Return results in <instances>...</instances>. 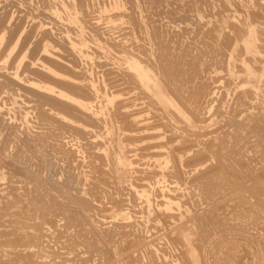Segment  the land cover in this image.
Wrapping results in <instances>:
<instances>
[{"label": "bare ground", "instance_id": "obj_1", "mask_svg": "<svg viewBox=\"0 0 264 264\" xmlns=\"http://www.w3.org/2000/svg\"><path fill=\"white\" fill-rule=\"evenodd\" d=\"M6 1V0H5ZM10 1H12V0H8V2L10 3ZM19 2H15V1H13V3L15 2L16 4L18 3V4H20V1H22L23 3L22 4H20V5H22L24 8H26L27 7V2H29L30 4H33L34 3V0H18ZM37 2V4H38V2L39 1H46L45 2V4H47V5H45V6H47L46 8H45V6H42V7H44L45 8V10H44V8H42V7H40V6H38L40 9L42 8L43 9V13L42 14H44L45 12H47V14H44V16L43 17H46V15L48 16L47 18H49L50 19V21H53V22H56L57 24H58V26L57 25H55L57 28H58V30H59V33H57V31H55V27H54V24H53V27H51L50 29H47V36H49L50 35V38H53V40H54V42L55 41H57V44H59L58 42H60V43H62V46L59 44V46L60 47H63L64 46V48L65 49H63V50H65L66 52H69L71 55H72V59L74 60H71V61H73V63L72 62H69V63H72L71 65L70 64H67V63H65L64 61H58V60H56V62H59L60 63V65H58L59 67L57 68H55V66L57 65V64H59V63H55L54 65L52 64V62L51 61H46V60H44V58L43 57H41V59H43V61H41V63H39V62H34L33 60V64L35 63V64H37V66H35V64H34V66H33V68H31L32 69V71H31V73H35L36 72V74L37 75H34V76H37V79L35 78H31V76L33 75V74H30L29 75V73L30 72H28V71H24L25 73H28L27 75H25V76H23V68L26 70L27 68H29V67H27L26 68V65L28 66V63L26 62V61H24V62H22V63H20L19 64V66L17 65V64H15V65H17L18 67H17V72H16V74H15V77H13L12 76V72H10L9 70H8V68H10V64L11 63H7V64H9L8 65V68H7V65H0V96H2L1 98L3 99V97L5 98V99H7L8 100V103H5L6 102V100L5 101H1L2 102V105H3V103H5V104H7V105H4V108H3V110H0V121H2L3 119H4V121H7V123H5V124H8V123H10V124H14V125H16V126H18V127H20V128H22L20 125H19V122H21V120H23V119H26V124L24 125L25 127H23V130L24 131H26L27 133H31V132H34L35 130H34V128L36 127V126H34V124H33V118L35 117V118H38V120H40L39 118H41V120H43V124H46L47 123V125H49V128L48 127H46L47 129H48V133L46 132V134H47V137H46V135H41L42 137H46L45 139H44V141H43V138H41V136H40V138L42 139V143L40 144V146L43 148V149H45V151H46V154L49 156L48 157V160H49V162L47 163L46 162V158L44 159L45 160V162H46V166L48 167V165L47 164H50V169L47 171L49 174L46 176V181H47V183L46 184H48V186L50 187V189L48 188V190H50L51 192H53V194L55 195V199H57V198H61L60 200H62V199H65V201H62V202H66L67 200L69 201H71V202H74V204L73 203H71V205H77V204H79L80 203V205H82L83 204V207H84V205H86V206H88L90 209H91V207H90V202H92V201H88L89 199H86V198H88V197H85V196H82V194L83 193H86L87 195H90V194H96V195H98L97 194V191L98 192H100L98 189H99V184H102L101 186H103V185H107L108 186V189H110L111 191L110 192H108V190H105L104 192L106 193V191L108 192V194H110V201H111V195H112V200H113V203H108L109 205L107 206V207H105L108 211V214L111 216V218H112V221H113V223H112V226H110V225H108L106 222V224L108 225L107 226V229H108V227L110 226V227H112V229L110 230L111 231V238L112 237H116V236H118L119 237V235L118 234H122V235H124V234H126L127 233V236H126V238L127 239H129L128 237H129V231L127 230L128 228H129V225H130V223L129 224H127V221L129 222V215L131 214H133L134 213V211L132 210V209H130V208H128L127 206H131V205H129V203H128V205H127V202H125L124 200L126 199H124L123 200V203L125 202V204L127 205L126 207L127 208H125V206L122 204V198H124V197H122L121 196V193H122V189L123 188H125L124 187V183H125V181H127V177H126V174H127V169L128 168H130V167H128V166H133V165H136V164H133V162H131L129 159H132V157L135 155H133V156H131L130 154L132 153L133 154V152H132V150L131 149H133L132 147L135 145V147H136V145L138 144V143H141L142 145H144V147H140V148H143V149H146V150H141L142 151V153L144 152V151H147V150H152L154 147H156V146H158L159 144H160V146H158L161 150L160 151H152V153L151 152H149L148 154H146V156L148 157V159L147 160H144V162H147V161H151V163H152V165H154V164H156V166L158 167V168H160V170L161 171H159V172H156L155 173V175L156 176H154V177H159V176H161V178H159V179H156V180H153L154 182L153 183H149L148 182V180L146 181V177H145V180H143V181H146L148 184H145V182H144V184H143V181H140L139 179H137L138 178V175H137V180L136 181H138V182H142V185L139 183L138 184V182H136V183H133L132 184V182H131V189H134L135 188V190H130V187H129V189L128 188H126V190L128 189V190H130V192L129 193H131V191H133L132 193H134V195L136 196V204H134V205H140L142 208H143V210L145 209V212L147 213V215L146 214H144V215H146L147 216V218H146V216H145V218L146 219H141L140 217H138V218H140L141 220H139V219H137L136 220V225H137V227H143L144 228V231L142 232V234L144 233V235H143V237H145V234H147L146 232V230H149L150 228L152 229V227H149L150 225L149 224H154L155 222V225H151V226H156L157 227V229L160 231V229L162 230V229H165V228H168V226L167 225H169L170 226V223H171V219H170V217H172V216H176V214H178L177 212H176V214H171V213H169V208H172L173 206H168V204L165 206L166 208H164V206H163V204H164V202H162L160 199H158V200H160V201H158L156 198L157 197H160V196H162L164 193L165 194H167V192H166V190H167V186H166V181H164L163 179L166 177V175H167V171H169L170 170V168H172V167H170V164L171 163H175L176 161H175V159H179L180 160V162L182 161V156H180L179 157V153L177 154L178 155V157H175L174 155H173V153L171 152V150L169 149V148H167V146L168 145H171V144H169L168 143V145H162L163 143H160L161 141L159 140V144L158 145H155L154 143H156V142H154V143H151L150 142V140H152L155 136H156V133H150V134H147V133H143L142 132V129H144V130H146V132H150L151 130L153 131V129H155L154 127V123L153 124H151V125H149V122L148 123H146L147 121H149L150 119H153V118H150L149 117V114H150V116H151V114H153V116L157 119V116L159 117V120L161 119L162 121L164 120L165 122H166V124H165V122L163 123V124H158L159 125V127L160 126H162L163 128H165V127H167V129L168 130H170V128H171V131H170V133L172 132V131H174V132H179L178 134H182L183 135V138L185 139V137L186 138H188V139H192L193 141L192 142H195V145L197 146L196 148L199 150V151H201V150H203V149H205L207 146L206 145H208L209 146V144H210V141L212 140V139H215V141H216V139L218 138L217 136H213L212 137V139H210V140H208L207 139V137L208 136H210V135H214L213 134V125H215V124H218V122L220 121L219 120V118L220 119H222L221 118V116H224V118L226 117V119L225 120H223L222 119V121H223V123H224V125H225V123H229V125H227V128L231 125L232 126V128L235 130V134H234V137H235V135L237 136L238 134H240V131H243V129H242V127L244 126V121L245 120H247V119H249L251 122H253V123H255V124H257V127L255 128V131L254 132H252V133H256L257 135H260L261 137H264V3L262 2V0H223L227 5H228V7H230V8H232L231 10H233V12L232 13H234V14H228L227 13V16L228 17H231L232 19H233V21L231 22L230 20H228L229 22H231L230 23V25H225V26H223V30L224 31H222V30H220V32H217V34L215 35H213L212 34V36H213V38H215V36L217 37V38H221L222 36H223V39L221 40V42L219 41L217 44L220 46V48H216V47H214V43L213 42H211L210 41V43L208 44V46L210 45V46H212L213 48H216V49H218L219 50V52H220V54L218 55L219 56V58L221 59V60H219L218 62H219V64H220V66L218 67V65H216V66H214L213 68H215V67H218V69L219 70H221V73H222V77H217L219 80H220V87H218L219 89V95L218 94H216V95H218V98H217V102H216V104L218 103V106L217 105H215L216 107H218V108H216V110H214L215 108H214V105L212 106V104L213 103H210V105H211V109H209L208 107H207V104H206V107L207 108H205L206 110L207 109H209L208 111H205V112H209L208 114H206L205 112H203V113H205V115L207 116L206 118H204V115H202L203 117V119L201 120L200 118H201V115L199 116L200 118H198L197 117V113H198V115L200 114L199 112H197V113H195L196 111H197V109H196V104L194 105L195 107H194V109H192L193 107H192V105H190V106H188V105H186L185 104V102H186V100H187V98H186V95H187V91L185 92V90H188L189 91V89H183L184 91H183V93L185 92V94H184V96L185 97H182V95H183V93H179L180 91H179V88L178 87H176V86H179V85H176L175 86V84L174 83H172L171 82V80L169 81V78L166 76L167 75V73H166V75H165V71H162L161 72V70H164V69H160L161 68V65L162 64H160L161 62L163 63L164 61H166L167 59H165V60H163L164 59V57L166 58H169L168 56H164L163 57V54L162 55H160L161 56V58H159L160 59V61H159V59L157 58V56L158 57H160L158 54H157V56L155 55L156 53H153L154 52V50H153V52L152 51H147V52H149V54L147 53V54H145V53H143V52H145L146 50H149V49H147L146 48V46L148 47V45L150 46L151 44L153 45V43H147V45L146 44H144V42H143V40L141 41V42H143V44H144V46H145V48L146 49H143L142 48V44L141 43H139L138 41H136L138 44H141L142 46H140L141 47V49L140 48H137V49H140V52H138V53H142L143 55H142V57H138L136 54H134V52H130L131 50H129L130 48H131V44H130V46H129V48H127V46L125 45L126 44V42H125V44H122V40L119 42V43H115V39H114V42L112 41L111 42V40H109V39H107V37H103L104 35H106V34H103V32H105V31H103V28L102 29H100L99 27V30H101L102 31V33L101 34H103V36L100 34V32L98 31H96V30H98V28L97 29H95V32H93V30H92V26L93 25H91V29H90V27H88L87 26V24L88 25H90V23L92 22H90V23H87V22H89V19L88 18H90V17H88L89 15H91L89 12H87V14H88V16H85L86 14H85V12H83V11H81V13H82V16H83V13L85 14L84 16L85 17H88V18H85V20L86 19H88V20H84V19H82L81 18V16H80V12H79V7H78V2L80 1H76L75 2V0H36ZM81 1H83V0H81ZM116 1V0H115ZM136 2L135 3V5L136 4H141V3H143V2H147V4H148V6H149V3H152V2H154L153 0L151 1V2H149L148 3V1H150V0H133V2ZM157 1V0H156ZM165 1V0H164ZM163 1V2H164ZM172 1V0H171ZM170 1V2H171ZM185 1V0H184ZM195 1V0H194ZM194 1H192L193 3H194ZM199 1V0H198ZM201 1V0H200ZM208 1H210V0H208ZM207 1V2H208ZM220 1H222V0H220ZM220 1L218 2L219 3V5H220ZM3 2V1H2ZM24 2H26L25 3V5H24ZM33 2V3H32ZM123 2V1H122ZM127 2V1H126ZM130 2H131V0L129 1V4H130ZM169 2V1H168ZM191 2V1H190ZM189 2V4H191ZM216 2H217V0H216ZM4 3V2H3ZM14 3V4H15ZM29 3H28V6H29ZM42 3V2H41ZM76 3H77V6H76ZM83 3H85L84 1H83ZM83 3H81L82 5H80V6H82V8H83ZM87 4H88V2H86ZM160 3H162V2H159L158 1V3H156V4H160ZM173 3V2H172ZM199 3V2H198ZM212 3H214L213 2V0H212ZM218 3H216V5L218 4ZM222 3V2H221ZM8 4V3H7ZM6 4V5H7ZM15 4V5H16ZM35 4V3H34ZM80 4V3H79ZM87 4H85L86 6H89L91 3L89 2V5H87ZM121 4V3H120ZM125 4V3H124ZM128 4V3H127ZM128 4V5H129ZM134 4V3H133ZM153 4V3H152ZM171 4V3H170ZM188 4V6H187V8H189V5ZM203 3H201V5H202ZM215 4V3H214ZM224 4V3H223ZM112 6H113V2H112V4H111ZM142 5V4H141ZM157 5V6H158ZM184 5H187V4H184ZM193 5V4H192ZM196 5V4H195ZM201 5H198V6H201ZM209 6H210V4H208ZM222 5V4H221ZM8 6V5H7ZM26 6V7H25ZM31 6V5H30ZM85 6V7H86ZM92 6V5H91ZM95 6V5H94ZM100 6V5H99ZM115 6V5H114ZM121 6V5H120ZM125 6V5H124ZM132 7L133 8V5L131 4V5H129V6H125L127 9H128V7ZM143 6V5H142ZM145 6V5H144ZM154 6L155 5H152V7L154 8ZM156 6V7H157ZM180 6V5H179ZM183 6V5H182ZM31 7H33V6H31ZM37 7V8H38ZM104 7V6H103ZM107 7V6H106ZM139 6H137L136 8H135V6H134V8H135V10L138 8ZM156 7H155V9H154V13H155V11L156 10H158V15H159V11H160V9H156ZM159 7V6H158ZM157 7V8H158ZM160 7H164V4L162 5V6H160ZM159 7V8H160ZM194 7V6H193ZM215 7V6H214ZM4 7H2V9H3ZM19 8H20V6H19ZM36 8V7H35ZM88 9H89V7H87ZM94 8H96V7H94ZM119 8V7H118ZM143 8V7H142ZM149 8V7H148ZM150 8H151V6H150ZM165 8V7H164ZM164 8H163V10H162V12L164 11ZM166 8H167V5H166ZM168 8H169V6H168ZM197 6L195 7V10H193V11H198L197 9H199V8H197ZM201 8H204L205 9V5H204V7H201ZM200 8V9H201ZM28 9V8H27ZM29 9H31V8H29ZM33 9H34V7H33ZM91 9H93L92 7H91ZM99 9V8H98ZM183 9H185V8H183ZM204 9H202V10H204ZM209 9V8H208ZM32 10V9H31ZM31 10H29V11H31ZM38 10V9H37ZM81 10H84V9H81ZM86 10V9H85ZM84 10V11H85ZM104 10V9H103ZM116 10V9H115ZM118 10V9H117ZM129 10L131 11L132 9H130L129 8ZM129 10H127V12L129 11ZM135 10H133V11H131L132 12V14L134 13V11ZM139 10H141L140 9V7H139V9H138V11ZM144 10H145V8H144ZM143 10V11H144ZM175 10V9H174ZM215 10H217L216 8H215ZM9 11V10H8ZM24 11H25V9H24ZM39 11V10H38ZM45 11V12H44ZM90 11V10H89ZM96 11V10H95ZM137 11V10H136ZM135 11V12H136ZM169 11H171V10H169ZM168 11V12H169ZM182 11V10H181ZM189 11H192V10H190L189 9ZM189 11H188V9H187V11H186V13L188 12L189 13ZM192 11V12H193ZM27 12V11H26ZM35 13L36 14V10L35 11H31L30 13ZM91 12V11H90ZM102 12V11H101ZM141 12V11H140ZM152 12V11H151ZM161 12V13H162ZM165 12V11H164ZM163 12V13H164ZM201 12V11H200ZM200 12L198 11V13L199 14H195L196 16V19L198 18L200 21H203L204 20V16L202 15H200ZM205 12V11H204ZM4 13V12H3ZM16 13V12H15ZM29 13V12H28ZM32 13V15H34ZM93 13V12H92ZM104 13V12H103ZM109 13V12H108ZM115 13V12H114ZM130 13V12H129ZM144 13L145 12H143V15H144ZM153 13V12H152ZM155 13V14H156ZM167 13V12H166ZM165 13V14H166ZM172 13H173V10H172ZM175 13H178V12H176L175 11ZM203 13V12H202ZM238 13V16L236 15ZM94 14H96V12L94 13ZM132 14L130 15L131 16V20H134L135 21V18L134 17H132ZM137 14V13H136ZM168 14V13H167ZM171 14V13H170ZM179 14V13H178ZM1 15V14H0ZM7 15V14H6ZM37 15H39V14H37ZM108 15V14H107ZM125 14L123 13V12H121V13H115V16L114 15H111L110 17H107V21H115V20H113L114 19V17H122L123 18V16H124ZM138 16L140 15V13H138L137 14ZM142 15V16H143ZM152 15H154V14H152ZM182 15V14H181ZM181 15H179V17L181 16ZM184 16H185V14H183ZM182 15V16H183ZM187 15V14H186ZM30 16V15H29ZM40 16H42V15H40ZM84 16H83V18H84ZM135 16V15H134ZM137 16V18L136 19H139V17ZM145 16V15H144ZM147 16V15H146ZM145 16V17H146ZM148 16L150 17L151 16V13H150V15L148 14ZM146 17V18H149V17ZM166 16V15H165ZM169 16V15H168ZM174 17L176 16V15H173ZM181 16V17H182ZM193 16V15H192ZM33 17V16H32ZM39 17V16H38ZM95 17V16H94ZM103 17V16H102ZM105 17V18H106ZM178 17V16H177ZM180 17V18H181ZM190 18H191V16H189ZM188 17V18H189ZM224 17H225V15H224ZM42 18V17H41ZM104 18V17H103ZM134 18V19H133ZM140 18H142V17H140ZM145 18V19H146ZM151 18V17H150ZM146 19L148 22H149V20H151L152 18H154V16L151 18V19ZM160 18H162V17H159V18H156V20L157 19H159V21H160ZM170 18V17H169ZM168 18V19H169ZM179 18V19H180ZM184 18V17H183ZM182 18V19H183ZM185 18H186V16H185ZM188 18H186V19H188ZM189 18V19H190ZM214 18H216V17H214ZM227 18V17H226ZM15 19V18H14ZM46 19V18H45ZM90 19H92L93 20V18L91 17ZM121 19V18H120ZM130 19V18H129ZM145 19H143V20H145ZM155 19V18H154ZM171 19V18H170ZM169 19V20H170ZM173 19V18H172ZM171 19V20H172ZM175 19V18H174ZM176 19H178V18H176ZM178 19V20H179ZM182 19H181V21H182ZM206 19V18H205ZM220 19V18H219ZM230 19V18H229ZM231 19V20H232ZM41 20V19H40ZM106 20V19H105ZM104 20V21H105ZM131 20H130V23H131ZM156 20H154L155 22H156ZM185 20V19H184ZM191 20H193V18H191ZM218 20V19H217ZM220 20H224V23H225V19L224 18H222V19H220ZM3 21V20H2ZM47 21V20H46ZM49 21V20H48ZM47 21V22H48ZM94 21V20H93ZM140 21V20H139ZM139 21H137L136 22V24L139 22ZM141 21H142V19H141ZM153 21V22H154ZM180 21V20H179ZM178 21V22H179ZM186 21V20H185ZM193 21H197V20H193ZM210 21V20H209ZM215 21V20H214ZM221 21V22H222ZM12 22V21H11ZM38 22V21H37ZM45 22V21H44ZM52 22V23H53ZM142 22H144V21H142ZM144 22V23H146L145 25L146 26H142V24L144 25V23H142V24H140V26H141V28L143 27V28H145V30H147L148 29V27H150V30H149V32L152 30L151 29V26H149V23L151 22ZM169 22V21H168ZM188 22V21H187ZM217 22H220V21H217ZM217 22H216V26H218L217 25ZM16 23V22H15ZM55 23V24H56ZM96 23V22H95ZM95 23H92V24H95ZM125 23V22H124ZM123 23V24H124ZM129 23V22H128ZM133 23V22H132ZM140 23V22H139ZM147 23H148V26H147ZM157 23V22H156ZM164 23H166V22H164ZM195 23V22H194ZM199 23V22H198ZM202 23V22H201ZM215 23V22H214ZM223 23V24H224ZM1 24V23H0ZM38 24V23H37ZM43 24H45V23H43ZM59 24L61 25V27L59 28ZM112 24V23H111ZM110 24V25H111ZM117 24V23H116ZM162 24V23H161ZM190 24L192 25V23H191V21H190ZM189 24V25H190ZM200 24V23H199ZM204 24V23H203ZM207 24V23H206ZM219 24V23H218ZM3 25V24H2ZM46 25V24H45ZM97 25V24H96ZM159 25H160V23H159ZM175 25V24H174ZM182 25V24H181ZM191 25L189 26V28H190V32L191 33H193L192 32V29H191ZM221 25V24H220ZM219 25V26H220ZM18 26V25H17ZM39 26H40V24H39ZM156 26V25H155ZM154 26V27H155ZM185 26V25H184ZM199 26V25H198ZM208 26V25H207ZM3 27V26H2ZM6 27V26H5ZM28 27V26H27ZM119 27V26H118ZM127 27V26H126ZM133 27V26H132ZM146 27H147V29H146ZM164 27V26H163ZM177 27V26H176ZM179 27V26H178ZM182 27V26H181ZM192 27H193V25H192ZM195 27V26H194ZM205 27V26H204ZM211 27V26H210ZM207 28V27H205V29L207 28V29H211V28ZM87 28H89L90 30H88ZM95 28V25L93 26V29ZM131 28V27H130ZM139 28V27H138ZM142 28V29H143ZM157 28V27H156ZM155 28V31H157V29H161L160 27L159 28H157L156 29ZM175 28V27H174ZM187 28H188V26H187ZM187 28H184L185 30L187 29ZM197 28V27H196ZM200 28V27H199ZM2 29V28H1ZM33 29V28H32ZM127 29V28H126ZM167 29H168V26H167ZM204 29V30H205ZM220 29V28H219ZM219 29H216V30H218L219 31ZM9 30H11V29H9ZM19 30V29H18ZM21 30V29H20ZM92 30V31H91ZM109 30V29H108ZM135 30V29H134ZM138 30V29H137ZM163 30V29H162ZM166 30V29H165ZM164 30V31H165ZM194 30V29H193ZM212 30H214L213 28H212ZM212 30H210V31H212ZM46 31V30H45ZM63 31V32H62ZM125 31V30H124ZM127 31H129V29L127 30ZM133 31V30H132ZM142 30H140V32H141ZM144 31V30H143ZM160 30H158L157 31V33L159 32ZM163 31V32H164ZM170 31V30H169ZM168 31V32H169ZM175 31V32H174ZM181 32V29L179 28V30L177 29V32ZM200 31V30H199ZM198 30H197V33L199 32ZM14 32V31H13ZM12 32V33H13ZM126 32V31H125ZM125 32H124V34H125ZM134 32V31H133ZM147 32H148V30H147ZM148 32V33H149ZM154 32V31H153ZM172 32V31H171ZM173 32L174 33H176V30H173ZM172 32V33H173ZM184 32V31H183ZM186 32H187V30H186ZM186 32H184L183 33V35H185V37H186V39L188 40V38H187V36L186 35H188V34H186ZM203 32H205L206 33V35L208 34L207 33V30L206 31H203ZM15 33V32H14ZM40 33V32H39ZM43 33V32H42ZM44 33H43V35H44ZM65 34V35H62V34ZM126 33H128V32H126ZM151 33V36H153V34H152V32H150ZM170 33V32H169ZM171 33V34H172ZM202 33V32H201ZM201 33L200 34H198V35H201ZM211 33V32H210ZM8 34V33H7ZM6 33H5V35H7ZM59 34V35H58ZM135 34V33H134ZM140 34H142V32L140 33ZM146 34V33H145ZM156 34V33H155ZM4 35V34H3ZM12 35V34H11ZM24 35V34H23ZM26 35V34H25ZM37 35V34H36ZM121 35V34H120ZM136 35V34H135ZM148 34H146V36H147ZM150 35V34H149ZM148 35V36H149ZM157 35V34H156ZM166 35V34H165ZM164 35V36H165ZM175 34H172V36L173 37H175L174 36ZM176 35H177V33H176ZM180 35H182L181 33H180ZM182 35V36H183ZM196 35V34H195ZM194 35V36H195ZM127 36V35H126ZM133 36V35H132ZM132 36H130L129 35V37H131L132 38ZM137 36V35H136ZM142 36H145V35H141V37ZM158 36L160 37V34H158ZM168 36V35H167ZM181 36V37H182ZM189 36V35H188ZM191 36V35H190ZM194 36H192V37H194ZM211 36V34H210V38L212 37ZM5 37V36H4ZM7 37V36H6ZM23 38H25L24 36H22ZM38 37V36H37ZM40 37V36H39ZM43 37V36H42ZM113 37V36H112ZM140 37V38H141ZM155 37V36H154ZM157 37V36H156ZM155 37V38H156ZM169 37H171L170 36V34H169ZM177 37V36H176ZM184 37V36H183ZM182 37V38H183ZM196 37V36H195ZM202 37V36H201ZM201 37L200 38H197V39H200L201 40ZM207 37V36H206ZM205 37V38H206ZM46 38H48V37H46ZM45 38V36H44V39H46ZM50 38H48V39H46V40H49ZM116 38V37H115ZM124 38V37H123ZM133 38H135V39H140L139 38V35L137 36V38L136 37H133ZM151 39H153L152 37H150ZM154 38V39H155ZM158 38V37H157ZM166 38V37H165ZM164 38V39H165ZM209 38V37H208ZM212 38V39H213ZM225 38V39H224ZM2 39V38H1ZM41 39V38H40ZM39 39V40H40ZM43 38L41 39V41L42 40H44ZM142 39H144V38H142ZM147 39H148V37H147ZM146 39V40H147ZM154 39H153V42H154ZM159 39V38H158ZM169 39V38H168ZM174 38H172V40H173ZM204 39V38H203ZM5 40H7V39H5ZM36 40V39H35ZM52 40V39H51ZM52 40V41H53ZM113 40V39H112ZM125 40V39H124ZM132 40V39H131ZM141 40V39H140ZM150 40V39H149ZM169 40H171V38L169 39ZM172 40H171V42H169L170 44L172 43ZM175 40V39H174ZM177 40V39H176ZM179 41H181V39H178ZM177 40V43H173V45L174 44H178V46H179V41ZM199 40V41H200ZM205 40V39H204ZM204 40H202V42L204 41ZM214 40V39H213ZM212 40V41H213ZM2 41V40H1ZM45 41V40H44ZM52 41H51V43H52ZM148 41V40H147ZM146 41V42H147ZM189 41V40H188ZM198 41V40H197ZM206 41V40H205ZM209 41V40H208ZM215 41V40H214ZM6 42V41H5ZM19 42V41H18ZM18 42H16V43H18ZM54 42H53V44H54ZM117 42V41H116ZM131 42V41H130ZM149 42V41H148ZM157 42H159V41H157ZM157 42H155V43H157ZM162 42V41H161ZM166 42V41H165ZM175 42V41H174ZM190 42V41H189ZM193 41H191L190 43H192ZM195 42H196V39H195ZM202 42H200L201 44H202ZM33 43H35V42H33ZM136 43V44H137ZM154 43V44H155ZM186 44H188L187 42H185ZM199 43V42H198ZM4 44V43H3ZM2 44V45H3ZM23 44V43H22ZM56 44V43H55ZM127 44H128V42H127ZM135 44V43H134ZM136 44H135V49H136ZM169 44V46H168V49L170 48V47H172L171 45ZM180 44H182V43H180ZM193 44V43H192ZM204 44V43H203ZM215 44H216V42H215ZM217 44H216V46H217ZM15 45V44H14ZM20 45V44H19ZM33 45V44H32ZM35 45H37V44H35ZM35 45H34V47H35ZM41 45V44H40ZM43 45V44H42ZM94 45V46H93ZM168 45V44H167ZM176 45H174V46H176ZM190 45V44H189ZM194 45V44H193ZM221 45H222V47H221ZM10 46H11V44H10ZM56 46V45H55ZM54 46V47H55ZM115 46H117V48H115ZM134 46V45H133ZM154 46V48H155V45H153ZM156 46H158L157 44H156ZM165 46V45H164ZM173 46V47H174ZM178 46H176L175 48H178ZM182 46H185V45H183L182 44ZM195 46V45H194ZM193 46V47H194ZM196 46H198V44L196 45ZM21 47V46H20ZM139 47V46H138ZM158 47H161V45L160 46H158ZM172 47V48H173ZM181 46H179V49H181L180 48ZM187 47H192V46H187ZM187 47H184V50H183V52L185 51V48H187ZM192 47V48H193ZM11 48V47H10ZM14 48V47H13ZM16 48H17V46H16ZM23 48V47H22ZM28 48V47H27ZM31 48H32V46H31ZM51 48V47H50ZM50 48H49V46H48V44H47V46H44V52H45V54L46 53H49V54H51V50H50ZM149 48V47H148ZM153 48V49H154ZM164 48H167V47H164ZM189 49L188 50V48H187V50H188V52H187V50H186V52H184V53H182L181 52V55L183 56V58H184V55L185 56H188V58H191V59H194V62H195V59L198 61V58H197V56L199 57V52L197 53L196 51V53L198 54H196V53H194V51L193 50H195L194 48L193 49ZM199 48H201V45L199 46ZM204 48V47H203ZM7 49V48H6ZM24 49V48H23ZM40 49H43V46H42V48H40ZM60 49V48H59ZM128 49V50H127ZM134 49V48H133ZM143 49V50H142ZM152 49V48H151ZM156 49V48H155ZM158 50H160V48H157ZM156 49V50H157ZM162 49H163V47H162ZM207 49V48H206ZM205 49V50H206ZM3 49H0V53H1V51H2ZM16 50V49H15ZM20 50V49H19ZM33 50V49H32ZM31 50V51H32ZM62 50V49H61ZM145 50V51H144ZM164 50V49H163ZM173 50H174V48H173ZM197 50V49H196ZM199 50V49H198ZM218 50H215L217 53H215V51L213 52V53H215L214 55H216V54H218ZM29 51V50H28ZM30 51V53H32ZM56 51V50H55ZM134 51V50H133ZM169 51V50H168ZM166 52V54L167 53H170V52ZM171 51V50H170ZM3 52V51H2ZM8 52V51H7ZM6 52V53H7ZM9 52H12V51H9ZM14 52V51H13ZM18 52V51H17ZM26 52V51H25ZM39 52V51H38ZM42 52V51H41ZM65 52V53H66ZM159 52V51H158ZM203 52V49L201 50V54H203L202 53ZM207 52H208V50H207ZM30 53H29V55H30ZM160 53H162V52H160ZM159 53V54H160ZM173 53V51H171V54ZM174 53H175V51H174ZM209 53V52H208ZM211 53V52H210ZM58 54H60V53H56V56H58ZM63 54V53H62ZM145 54V55H144ZM194 54H196L197 56H195ZM212 54V53H211ZM222 54V55H221ZM12 55V54H11ZM16 55V54H15ZM28 55V56H29ZM44 55V54H43ZM55 55V54H54ZM68 55V54H67ZM71 55H68V57H71ZM167 55H169V54H167ZM196 57H194V56ZM204 55V54H203ZM220 55L222 56V58L220 57ZM4 56H6V54L4 55ZM26 56V55H25ZM46 56H48L47 54H46ZM46 56H44L46 59H47V57ZM60 56H61V54H60ZM140 56H141V54H140ZM144 56H146L145 58H143ZM181 56V57H182ZM205 56V55H204ZM203 56V57H204ZM211 56V55H210ZM209 55H208V57H210ZM217 56V55H216ZM217 56V57H218ZM30 57V56H29ZM28 57V58H29ZM63 57H65V58H67L68 59V57L67 56H63ZM180 57V56H179ZM201 57H202V55H201ZM207 56H206V58L209 60L210 58H208ZM49 56H48V60H49ZM65 58H62V56H61V59H65ZM171 58V57H170ZM213 57H211V59H212ZM218 58V59H219ZM11 59V58H10ZM19 59V58H18ZM66 59V60H67ZM106 60V61H109V62H111L112 64H113V66H115V67H117L116 68V72L114 71H111V70H109V71H107V69H104V67H108L107 66V62H103L104 60ZM176 59V58H175ZM190 59V60H191ZM201 59V58H200ZM207 59H206V61H207ZM211 59L209 60V61H211ZM216 59L217 58H215L214 57V60H215V62H216ZM7 60H9V59H7ZM21 60V59H20ZM34 60H35V58H34ZM39 60V59H38ZM52 60V59H51ZM100 60H103L102 62H100ZM171 60V59H170ZM185 60V58L183 59V64H184V61ZM189 60V59H188ZM205 59L203 58V61H204ZM3 61V60H2ZM5 62H6V60H4ZM9 61H14V60H9ZM18 61V60H17ZM36 61V60H35ZM40 61V60H39ZM45 61V62H44ZM53 61V60H52ZM160 62L159 64H157V62ZM168 61V60H167ZM181 61H182V59H181ZM186 61H187V57H186ZM208 62V61H207ZM212 62H213V59H212ZM18 63V62H17ZM165 63V62H164ZM163 63V64H164ZM172 63H173V61H172ZM180 63V62H179ZM187 63H188V61H187ZM186 63V64H187ZM191 63V62H190ZM206 63V62H205ZM204 63V64H205ZM214 63V62H213ZM4 64H6V63H4ZM174 64V63H173ZM192 64V63H191ZM194 64L195 63H193L192 65L193 66H191L190 68H192V67H194ZM200 64V63H199ZM201 64H202V62H201ZM200 64V65H201ZM203 64V65H204ZM210 63H208L207 64V67L208 68H210V66H208ZM214 64H218V63H214ZM80 65V67H81V65H85V66H87V69L86 68H82V70H85V72L84 71H81L79 68H77L78 70H75L74 68H75V66H79ZM108 65H110L111 66V64H109L108 63ZM157 65H159V66H157ZM164 65H166V64H164ZM163 65V66H164ZM175 65V64H174ZM197 65V64H196ZM206 65V64H205ZM12 66H13V68H14V65H13V63H12ZM113 66H111L112 67V70L114 69L113 68ZM171 66H172V64H171ZM179 67H180V69H181V67H182V64L180 63V65H178ZM178 66L176 67V65H175V67L176 68H178ZM111 67H109L110 69H111ZM166 67H170V64H169V66H166ZM165 67V68H166ZM186 67V66H185ZM188 69H190L189 68V63H188ZM12 68V69H13ZM97 68H99V69H101V70H97ZM184 68V67H183ZM196 68H198V65H197V67ZM201 68V67H200ZM203 68H206V66H203ZM213 68H212V66H211V69L213 70ZM30 69V68H29ZM103 69V70H102ZM167 69V68H166ZM165 69V70H166ZM179 69V70H180ZM186 69V68H185ZM188 69H187V72H188ZM193 69H195V67L193 68ZM215 69H217V68H215ZM217 69V70H218ZM10 70H11V68H10ZM80 70V71H79ZM115 70V69H114ZM172 71H170V73H168V75L170 76L171 75V79H173L172 77H175V76H177V73H181V71H179V72H177L178 70L176 69V70H173V69H171ZM202 70H204V69H202ZM206 70V69H205ZM210 69H208V71H209ZM212 70H210L211 72H213ZM10 73H9V72ZM30 71V70H29ZM43 72V73H45L44 74V78H46V80H53V82H48V81H46V80H44L42 77H43V73H42V75H41V72ZM111 71V72H110ZM167 71H168V69H167ZM166 71V72H167ZM177 72V73H174V72ZM189 71H192L191 73H189L190 75L191 74H193V73H195L196 72V69H195V72H193V70L192 69H190ZM208 71L206 72V71H203L204 73L206 72V73H208ZM215 71V70H214ZM21 72H22V74H21ZM108 72H110V73H108ZM112 72H113V75H116V73H119L118 74V79H119V82H120V84H121V81L120 80H122V79H124V81H122V83L124 82L125 84H127L126 86L127 87H129V92L128 93H130V92H133L134 91V95H133V98H125V94L123 93V90H128V89H126L125 87V89H123V90H121V92H119V94H117L116 92V86L119 84H117L116 82H115V79H113L114 80V82L117 84H115L112 80V82L113 83H109V82H111L109 79L112 77L111 75H109V74H112ZM164 72V73H163ZM182 72L183 73H186V71H183L182 70ZM198 72H200V69H197V72L196 73H198ZM163 73V74H162ZM196 73L194 74V76L196 75ZM205 73V74H206ZM200 74V73H199ZM210 74H213V73H210ZM209 74V76L210 77H212L211 75ZM218 74H219V72H218ZM119 75H122V79H120L119 78ZM185 75H187V74H185ZM190 75L188 76V77H190ZM198 75V74H197ZM208 74H206V75H201V76H207ZM215 75V74H214ZM220 75V74H219ZM111 76V77H110ZM179 76H181V75H179ZM178 76V77H179ZM182 76H184V74L182 75ZM209 76L207 77V78H209ZM110 77V78H109ZM117 77H114V78H117ZM124 77V78H123ZM185 77V76H184ZM193 77V76H192ZM197 78V80H198V77L199 76H196ZM109 78V79H108ZM113 78V77H112ZM182 78V77H181ZM187 78V77H186ZM195 77H193V79H194ZM206 78V77H205ZM206 78V79H207ZM175 79V78H174ZM173 79V80H174ZM176 79H177V77H176ZM175 79V80H176ZM183 79H185V78H183ZM191 79V78H190ZM190 79H188L189 81H190ZM196 79H194V80H196ZM203 79V78H202ZM202 79L201 80H199V82L200 81H202ZM213 79V78H212ZM216 79V78H215ZM215 79H213L214 81H217V79L215 80ZM177 81V80H176ZM184 81V80H183ZM189 81L187 82V83H189ZM205 81H207V80H204V82ZM209 81H211L210 83H212V80H211V78H209ZM208 81V82H209ZM179 82V81H178ZM190 82H194L193 80L192 81H190ZM196 82V81H195ZM195 82H194V85H195ZM198 81L196 82V84H197V87H198V89H199V87H200V89H203V90H197V91H200V92H198V93H201L202 95H203V97H202V103L205 105V103H208L209 104V101H210V99H209V97H210V95L212 94V92H211V90H212V88L214 89L215 88V86L214 87H212V88H210L209 89V85H212L213 86V84H214V82L212 83V84H207V82L206 83H204L203 81V83L201 82V84H203V85H201L200 86V83H199ZM219 82V81H218ZM217 82V83H218ZM183 83V82H182ZM120 84H119V87H120ZM179 84V83H178ZM185 84H186V81H185ZM111 85H112V87L114 88H112L111 87ZM122 86H123V84H121ZM189 85V84H188ZM194 85L193 84H190V86L188 87L187 85V87L188 88H190V90H191V88H194ZM218 85V84H217ZM182 86L184 87L185 85H180V88H181V90H182ZM193 86V87H192ZM118 87V86H117ZM186 87V88H187ZM196 88V87H195ZM195 88L194 89H192L193 91L195 90ZM208 89V90H207ZM111 90H113V91H111ZM195 90V91H196ZM127 92V91H126ZM180 95H178L177 93ZM188 93H190V92H188ZM192 93V92H191ZM193 93H196V92H193ZM209 93H210V95H209ZM217 93V92H216ZM2 94V95H1ZM131 94V93H130ZM197 94V93H196ZM120 95L121 96H124L122 99H121V101H120ZM126 95H128V94H126ZM191 95H194V94H191ZM198 95V94H197ZM215 95V96H216ZM138 96H139V99L141 98V99H145L146 98V101L147 100H149V101H147V102H145V100H142L143 102H144V104H146L145 106L148 108V109H146L147 110V112L149 113L148 114V117L146 118L144 115H141L142 114V112L140 113V114H138L137 112L135 113V112H133V111H136L134 108H133V110H131L130 108H132L134 105H136V102H135V100H137L138 101ZM195 96V95H194ZM191 97V96H190ZM201 97V96H200ZM196 98H197V96H196ZM208 98V99H207ZM191 100H192V98H191ZM190 100V101H191ZM214 100V98L210 101V102H212ZM187 101H189V100H187ZM196 102H197V100H195ZM216 101V100H215ZM139 102V101H138ZM142 102V103H143ZM195 102V103H196ZM214 102V101H213ZM140 103V102H139ZM187 103V102H186ZM189 103V102H188ZM193 103V102H192ZM201 103V101L199 102V104ZM251 103V105H249ZM1 105V104H0ZM46 106H47V108H46ZM1 107V106H0ZM3 107V106H2ZM135 107V106H134ZM138 106L136 105V108H137ZM198 107H199V105H198ZM203 107H205V106H203ZM154 110L155 112H153V113H151V110ZM200 109V108H199ZM212 109H213V111H212ZM193 111H195V112H193ZM224 111H226V113L224 112ZM146 112V111H145ZM144 112V113H145ZM146 112V113H147ZM201 112V111H200ZM222 112L223 113H225V115H220V114H222ZM145 117V118H143V119H141V117ZM155 120V119H154ZM153 120V121H154ZM158 120V121H159ZM161 120H160V122H161ZM4 121H2L1 122V124L2 123H4ZM24 121V120H23ZM23 121H22V123H23ZM33 121V122H32ZM44 121H45V123H44ZM145 121V123L147 124H144L145 126H143V124L141 125V126H139V123H141V122H144ZM35 122H37L36 121V119H35ZM42 122V121H41ZM159 123V122H158ZM221 123V122H220ZM219 123V124H220ZM1 124H0V127L2 128V126H1ZM21 124V123H20ZM39 124H41V123H39ZM3 125V124H2ZM36 125H38V123L36 124ZM158 125H156V126H158ZM221 126L223 125V124H220ZM7 126V125H6ZM46 126V125H45ZM212 126V130L211 131H209V127H211ZM221 126H219V128L221 127ZM8 127H9V124H8ZM8 127L6 128V131H7V129H8ZM11 127V126H10ZM17 127V128H18ZM96 127L98 128V130L96 129ZM158 127V128H159ZM223 127H225L226 128V126H223ZM223 127H221V128H223ZM260 127H262V128H260ZM5 128V127H4ZM12 128V127H11ZM10 128V129H11ZM36 128H39V127H36ZM45 128V127H44ZM89 128H91L92 130L93 129H95V131H92L94 134H97V135H99V137H101V142H102V148H101V146H100V151L101 152H96V153H94L93 151L97 148L96 147V145H95V141H92V142H94V146L96 147L95 149H94V146L92 147V144L89 142L90 140L88 139V141L85 139V136L86 135H88V134H90V131L91 130H89ZM218 128V127H217ZM224 128V129H225ZM16 129V128H15ZM157 129V128H156ZM166 129V128H165ZM164 129V130H165ZM230 129V128H229ZM2 130H4V129H2ZM21 129H19V131H20ZM158 130V129H157ZM168 130H166V131H168ZM216 130V129H215ZM223 130V129H222ZM221 130V131H222ZM226 130V129H225ZM224 130V133H226V131ZM232 130V129H231ZM6 131H4V133L6 134ZM22 131V130H21ZM218 132H219V129L217 130ZM217 131H216V133H217ZM220 131V132H221ZM230 131V130H229ZM1 132H3V131H1L0 130V133ZM10 132V131H9ZM37 132V131H36ZM40 132H41V130H40ZM173 132V133H174ZM212 132V134H210ZM37 133H39V132H37ZM42 133H43V131H42ZM159 133H161V131H159ZM167 134V132H165L164 131V134ZM223 133V136L225 135ZM237 133V134H236ZM241 133H243V134H245V135H247V133L246 132H241ZM26 134V133H25ZM45 134V133H44ZM64 134L66 135H68V134H70L71 135V137L72 136H74L73 138L74 139H76L77 137L78 138H80L81 137V139H82V136L84 135V137H83V139L82 140H86V142H88L87 144H85V145H87L88 146V148H85L86 146H83L84 144H82V142H85V141H82L81 142V145L84 147V151L86 152V154L87 155H89V157L91 158V161L88 163L89 165L91 164V165H93V166H91L90 165V167L92 168V170H93V172H90V173H93L94 174V172H98L101 176L103 175V177L102 178H100L97 182L99 183V184H97V182H96V184L93 186V185H91V184H80V181L78 182L79 184H78V189H80L79 191L77 190V192H74L76 189H73L71 186H73V180L75 179V177H73L74 176V173L73 174H71L72 172H71V170L74 168V166H73V162H74V159L77 157L76 155H77V153H79L80 151H83V150H81L82 149V147L79 145V146H77V147H81V149L80 148H76V149H78V151L76 150L74 153L76 154H74V153H71V152H69L70 151V149L68 150L67 149V151L65 150L67 147L65 146V149H63V147H62V144L59 142V141H62L61 140V137H63V139H65L66 140V138H64ZM82 135V136H79V135ZM175 134V133H174ZM218 134H221V133H218ZM226 134H228V130H227V133ZM30 135H32V134H30ZM66 135V136H67ZM69 135V136H70ZM91 135V134H90ZM162 135V134H161ZM181 135V136H182ZM215 135H217V134H215ZM256 135V136H257ZM3 136L5 137V135L3 134ZM26 136H27V134H26ZM65 136V137H66ZM94 136V135H93ZM157 136H159V135H157ZM156 136V137H157ZM162 136H164V135H162ZM166 136V135H165ZM175 136V135H174ZM185 136V137H184ZM226 136V135H225ZM224 136V138L225 139H228V138H230V137H232L231 136V132L229 133V136L227 135L226 137H228V138H226ZM259 136V137H260ZM1 137V136H0ZM7 137V136H6ZM12 137V136H11ZM28 137V136H27ZM30 137V136H29ZM28 137V138H29ZM35 137V136H34ZM37 137V136H36ZM87 137V136H86ZM96 137V136H95ZM99 137H97L98 138V141H100L99 140ZM180 137V136H179ZM221 137V135L219 136V138ZM234 137H233V140H235L234 139ZM258 137V136H257ZM258 137V138H259ZM33 138V137H32ZM38 138V137H37ZM72 138V139H73ZM77 138V139H78ZM157 138H159V137H157ZM174 138H176V137H174ZM209 138V137H208ZM222 138V137H221ZM3 138H1V140H2ZM34 139V138H33ZM92 139V138H91ZM170 139H172V136L170 137ZM178 139V138H177ZM264 139V138H263ZM262 139V140H263ZM7 140V139H6ZM35 140V139H34ZM33 140V142H35ZM95 140H97V139H95ZM161 140L163 141V138H161ZM164 140H165V137H164ZM168 140V139H167ZM187 140V139H186ZM224 140V139H223ZM229 140V139H228ZM232 140V142H235V141H233ZM8 141V140H7ZM7 141H5L6 143H7ZM30 142H31V140H29ZM38 141H39V139H38ZM64 141V140H63ZM62 141V142H63ZM185 141V140H184ZM220 141V140H219ZM4 142V141H3ZM11 142V141H10ZM26 142H27V139H26ZM80 142V141H79ZM169 142V141H168ZM176 142V141H175ZM190 142H191V140H190ZM192 142H191V144H192ZM214 142V141H213ZM0 143H1V141H0ZM36 143V142H35ZM35 143H33L34 145L33 146H35ZM97 143V142H96ZM170 143H171V141H170ZM181 143V142H180ZM179 143V144H180ZM184 143V142H183ZM185 143H186V141H185ZM219 143V142H218ZM221 143V142H220ZM228 143V142H227ZM226 143V144H227ZM229 143H231V141H229ZM32 144V143H31ZM30 144V145H31ZM98 145H99V143H97ZM214 144H215V142H214ZM233 144V143H232ZM3 145V144H2ZM11 145V144H10ZM9 145V146H10ZM74 145V144H73ZM100 145H101V143H100ZM133 145V146H132ZM139 145V144H138ZM162 145V146H161ZM178 145V144H177ZM176 145V146H177ZM220 145V144H219ZM218 145V146H219ZM221 145H222V143H221ZM6 146H8V144H6ZM37 146V145H36ZM67 146H70V145H67ZM132 146V147H131ZM141 146V145H140ZM166 146V147H165ZM172 146V145H171ZM184 146V145H183ZM189 146V145H188ZM188 146H186V147H188ZM192 146H193V144H192ZM212 146H213V148H214V145L212 144ZM216 146H217V144H216ZM215 146V147H216ZM223 146H224V144L221 146V147H217V149H219V148H221L220 150H224L223 149ZM4 147V146H3ZM20 147V146H19ZM38 147V146H37ZM36 147V148H37ZM129 147H131V149L129 148ZM157 147V148H158ZM179 147V146H178ZM177 147V148H178ZM231 147L235 150V148L231 145ZM5 148V147H4ZM36 148H35V150H36ZM73 148V147H72ZM127 148H129L130 149V156L129 155H126V154H128V153H126L125 152V149H127ZM177 148H175L176 150H177ZM179 148H181V147H179ZM185 148V147H184ZM210 148H212V147H209V149ZM213 148H212V150H208V151H218L216 148V150L214 149L213 150ZM15 149V148H14ZM30 149V148H29ZM38 149H39V147H38ZM74 149V148H73ZM80 149V150H79ZM139 149V148H138ZM137 149V150H138ZM163 149V150H162ZM171 149H172V147H171ZM189 149V148H188ZM206 149H208V147L206 148ZM206 149L205 150H203V151H206ZM233 149L232 150H230L229 151V153L231 152V151H233ZM3 150V149H2ZM42 150V149H41ZM97 150V149H96ZM135 150H136V148H135ZM134 150V151H135ZM172 150H174V148L172 149ZM184 150V149H183ZM219 150V151H220ZM1 151V150H0ZM18 151V150H17ZM16 151V152H17ZM33 151V150H32ZM40 151V150H39ZM38 151V153H40ZM44 151V152H45ZM72 151V150H71ZM74 151V150H73ZM83 151V152H84ZM139 151V150H138ZM180 150H178V152H179ZM199 151H198V153L196 152V157H198V154H199ZM218 151V152H219ZM236 151H238V150H236ZM23 152V151H22ZM30 152V151H29ZM34 152V151H33ZM36 152H37V150H36ZM174 152H175V150H174ZM187 152V151H186ZM190 152V151H189ZM15 153V152H14ZM14 153H13V155H14ZM20 153V152H19ZM81 153V152H80ZM142 153H140L141 155H142ZM180 153H182V152H180ZM191 153V152H190ZM204 154V152H202L201 151V153H200V155L201 154ZM213 153V152H212ZM212 153H211V155H212ZM229 153H228V156H229ZM24 154V153H23ZM44 154V153H43ZM84 154V153H83ZM175 154V153H174ZM209 154V153H208ZM214 154V153H213ZM217 154V155H216ZM215 155V157H214V155H213V157L214 158H216L219 154L218 153H216ZM222 153L220 152V155H221ZM225 154V153H224ZM224 154H223V157H224ZM227 154V153H226ZM225 154V155H226ZM17 155V154H16ZM75 155V156H74ZM140 155V156H141ZM144 155V154H143ZM142 155V156H143ZM173 155V156H172ZM187 155V154H186ZM195 155V154H194ZM210 155V154H209ZM234 155V154H233ZM231 156L232 157V159L234 160V156ZM11 156V155H10ZM10 156H7V155H5L4 154V152H0V183L1 182H6L7 180H9L8 178L11 176V179L12 178H14V177H17V179L20 181L22 178V182H23V180L25 179H27V181L25 182V184H27V183H29V180H32L33 182H36V180H35V178H37V175L35 176V178L33 177L34 175V172L33 173H31L30 171V168H27V165H29V163L31 162H29V160L30 159H28V157L26 156V157H24V158H26V159H24L23 158V160H26L27 161V159H28V164L25 162V161H23L24 162V166H22L21 165V163L22 162H20V165H18V163H16V160H20L21 161V157L22 156H19V158L18 159H16V160H12L11 158H10ZM24 156H25V154H24ZM39 156V155H38ZM45 156V155H44ZM83 156H85V155H83ZM131 157V158H129V157ZM138 156V155H137ZM145 156V155H144ZM201 156H203V155H201ZM201 156H199V159L201 158ZM12 157H15V155L14 156H12ZM17 157V156H16ZM41 157H42V155H41ZM85 157H87V156H85ZM85 157H83V159L85 158ZM139 157V156H138ZM204 157V156H203ZM220 157H222V156H220ZM230 157V156H229ZM236 157V156H235ZM44 158V157H43ZM78 159H79V157H77ZM88 158V157H87ZM89 158V159H90ZM187 158V157H186ZM192 158V157H191ZM218 158V160L219 159H221V158H219V157H217ZM216 158V159H217ZM77 159V160H78ZM138 159V158H137ZM224 160H225V158H223ZM228 159V158H227ZM230 159V161L232 162V160H231V158H229ZM76 160V159H75ZM87 159H85V161H86ZM141 160V159H140ZM192 160V159H191ZM190 160V161H191ZM202 160H203V158H202ZM210 160H212V159H210ZM213 160H215V159H213ZM217 160V161H218ZM222 160V159H221ZM220 160V161H221ZM224 160H222V161H224ZM236 160H238L237 158L235 159V161ZM15 161V162H14ZM80 161H81V159H80ZM89 160H87V162H88ZM101 161V165H100V163L98 164V162H100ZM175 161V162H174ZM184 161V160H183ZM186 161V160H185ZM184 161V162H185ZM193 161V160H192ZM216 160L214 161V163L216 162V163H218ZM226 161V160H225ZM224 161V164L226 163ZM87 162H84V163H86L87 164ZM138 162H139V159H138ZM178 162V161H177ZM176 162V163H177ZM27 165H26V164ZM78 163V162H77ZM135 163H136V161H135ZM150 163V162H149ZM179 163V162H178ZM223 163V162H222ZM222 163H220L219 162V165L221 164L222 165ZM232 163H235V162H232ZM238 162H236V164H237ZM79 164V163H78ZM78 164H75V165H77L78 166ZM87 164V165H88ZM146 164V163H145ZM182 164V163H181ZM197 164V163H196ZM209 164H211V161H210V163H208V165ZM229 164H230V162H229ZM25 165H26V167H25ZM139 165V164H138ZM138 165H137V167H138ZM151 165V166H152ZM172 165V164H171ZM175 165V164H174ZM198 165V164H197ZM202 165V164H201ZM216 165V164H215ZM226 165V166H225ZM224 166H220L223 170H224V167H227V164H225ZM231 165V164H230ZM235 165V164H234ZM234 165H232L231 167H233ZM45 166V165H44ZM73 166V167H72ZM85 166V165H84ZM146 165H142L141 167L143 168V167H145ZM190 166V165H189ZM205 166H206V164H205ZM229 166V165H228ZM29 167V166H28ZM32 167V166H31ZM76 167V166H75ZM89 167V168H90ZM103 167H106L107 169H103ZM136 167V166H135ZM139 167H140V165H139ZM138 167V168H139ZM152 167H154L155 169H156V167L155 166H152ZM151 167V168H152ZM174 167H176V165L175 166H173V168ZM177 167H178V165H177ZM185 167V166H184ZM188 167V166H187ZM204 167V166H203ZM209 167V166H208ZM207 167V168H208ZM210 167H211V165H210ZM209 167V168H210ZM216 167V169H218L217 168V166H214V168ZM230 167V168H231ZM46 168V167H45ZM87 168V167H86ZM89 168H87V169H89ZM90 168V169H91ZM100 168H102L101 170H99ZM146 168V167H145ZM147 168H148V166H147ZM154 168H152L153 170H154ZM157 168V169H158ZM192 168V167H191ZM205 168V167H204ZM204 168H203V170H199L200 172L201 171H205L204 170ZM212 168V167H211ZM228 168V167H227ZM234 168H237L238 169V167H236V166H234ZM233 168V169H234ZM6 169V170H5ZM30 171H29V170ZM32 169H33V167H32ZM48 169V168H47ZM135 169V168H134ZM133 169V170H134ZM152 169H151V171H152ZM176 168H174L172 171H174ZM188 169V168H187ZM206 169V168H205ZM213 169V168H212ZM229 169V168H228ZM232 169V170H233ZM243 169V168H242ZM74 170V169H73ZM76 170V169H75ZM74 170V171H75ZM92 170H90V171H92ZM129 170V169H128ZM142 170V169H141ZM146 170H148V169H146ZM159 170V169H158ZM178 170H179V168H178ZM181 170V169H180ZM185 170V169H184ZM183 170V171H184ZM195 170V169H194ZM208 170V169H207ZM214 170V169H213ZM221 170V169H220ZM223 170H221L222 172H223ZM227 169L225 168V171H226ZM239 170V169H238ZM36 171V170H35ZM78 171V170H77ZM137 172H140V173H138V174H142L141 173V171L140 170H136ZM143 171V170H142ZM155 171H157V170H154V172ZM217 172L216 171V173L218 174V173H222V172ZM87 172V171H86ZM132 172V171H131ZM133 172H135V171H133ZM144 172V171H143ZM148 172H150V171H148ZM147 172V173H148ZM153 172V173H154ZM175 172V171H174ZM185 172V171H184ZM183 172V173H184ZM191 172V171H190ZM198 172V171H197ZM197 172L195 173V174H197ZM199 172V173H200ZM210 172V171H209ZM233 172V171H232ZM235 172V171H234ZM240 172H243V170L241 171V169H240ZM36 173V172H35ZM80 173V172H79ZM146 173V172H145ZM152 173V172H151ZM152 173V174H153ZM169 173H172V172H170L169 171ZM178 173V172H177ZM176 173V174H177ZM180 173L181 174H183L182 173V171H180L179 172V175H180ZM189 173V172H188ZM193 173H194V171L192 172V175H193ZM198 173V174H199ZM203 173V172H202ZM225 174L227 173V171L226 172H224ZM36 174H38V173H36ZM134 174V173H133ZM144 174V173H143ZM210 174H213V175H215L214 174V171H213V173H209V175ZM223 174V173H222ZM221 174V175H222ZM224 174V175H225ZM8 175H10L9 177H8ZM70 175V176H69ZM80 175V174H79ZM82 175H83V173H82ZM85 175V174H84ZM95 175V174H94ZM100 175H98L97 174V176H100ZM125 175V176H124ZM136 175V174H135ZM146 176L148 175V174H145ZM171 175V174H170ZM172 175H173V173H172ZM174 175H175V173H174ZM185 175H186V173H185ZM191 175V176H192ZM220 175V174H219ZM218 175V176H219ZM224 175H223V177L222 178H224ZM231 175V174H230ZM152 176V175H151ZM152 176V177H153ZM168 176H169V174H168ZM183 176V175H182ZM187 176H190V175H188L187 174ZM186 176V177H187ZM195 176V175H194ZM194 176H192V177H189L190 179H192ZM199 177H200V175H198ZM204 176H206V175H204ZM228 176V173H227V175H226V177ZM234 176V175H233ZM236 176H237V174H236ZM39 177V176H38ZM43 177V176H42ZM77 177V176H76ZM79 177V176H78ZM77 177V178H78ZM91 177V176H90ZM131 177H134V176H131ZM169 177H172V176H169ZM178 177H180V176H178ZM185 177V176H184ZM184 177H182V178H184ZM196 177V176H195ZM207 177V176H206ZM210 177V179H211V176H209ZM209 177H208V179L206 178H204V182H207L206 180H209ZM215 177H216V175H215ZM220 178H221V176H219ZM218 177V178H219ZM229 177V176H228ZM231 177V176H230ZM229 177V178H230ZM19 178H21V179H19ZM89 178V177H88ZM93 178H95V177H93ZM130 178V177H129ZM142 178V177H141ZM140 178V179H141ZM148 178H149V175H148ZM181 178V177H180ZM201 178V177H200ZM234 177H232V179H233ZM237 178H240V177H238L237 176ZM97 179H98V177H97ZM97 179H95V180H97ZM133 179V178H132ZM131 179V180H132ZM143 179H144V176H143ZM154 179V178H153ZM175 179H178V178H176L175 177ZM189 179V180H190ZM194 179V178H193ZM192 179V180H193ZM195 179H198V182H199V180H201V179H199L198 177L197 178H195ZM212 179H214L213 181V183L211 184V186H208L207 184H209V183H207L206 184V186H204L205 188H207V189H205L204 187H203V185L201 186L202 188H200L201 190H200V192H198V188H197V193L195 192V193H191L190 192V190H189V188L187 187H185L184 185H183V183H182V185H183V187L184 188H181L180 186V182H182V181H184V179L182 180V179H180V181H178L179 182V184L178 185H176V186H178V188L179 189H181L182 190V193L180 192V194L179 195H174L175 196V202H176V204H177V206L179 207L178 209L180 210V212H179V216L180 215H182V214H184L183 213V211H182V206H185V208H186V206L188 207L187 209H189V207L191 208V210H193V211H197L198 209L200 210L201 209V207H202V205L204 204V201H210V200H216V199H218L219 197V195L220 196H222L223 194H225L226 192H227V188H229V186H227V188L226 187H224L227 183L224 181H221L220 179H215L214 178V176L212 177ZM15 180V179H14ZM39 182H41V180H40V178H38L37 179ZM84 180V179H83ZM130 180V181H131ZM150 180H151V177H150ZM179 180V179H178ZM185 180H187V179H185ZM12 181V180H11ZM32 181L30 182L32 185L31 186H34L33 185V183H32ZM37 181V182H38ZM45 181V182H46ZM85 181V180H84ZM134 181V180H133ZM194 181V180H193ZM196 182H197V180H195ZM194 181V182H195ZM211 182H212V180H210ZM227 181H229V179L227 180ZM15 182V181H14ZM36 182V183H37ZM82 182V181H81ZM95 183L94 181L93 182H91V181H88V183ZM135 182V181H134ZM151 182H152V180H151ZM196 182H195V185H196ZM201 182H202V180H201ZM209 182V181H208ZM210 182V183H211ZM24 183V182H23ZM35 183V184H36ZM75 183H76V179H75ZM171 183H172V181H171ZM175 183V182H174ZM185 183V182H184ZM187 183H188V185L189 184H192L191 183V181H190V183H189V181L187 180ZM226 183V184H225ZM228 183H230V182H228ZM39 184L40 183H38V187H39ZM45 184V183H44ZM173 184V183H172ZM235 184V183H234ZM9 185V186H8ZM8 185H6V186H8L7 188H5L4 189V191H3V194H1L0 193V216L2 215V213L1 212H5V214H4V216L5 217H7L8 219H10L12 222H13V224H14V226H13V228L9 231V233L6 231H4V232H1L0 233V239H1V241H0V264H47L46 262H45V260L46 261H49L50 262V260H51V262L50 263H52V264H80L79 262L81 261V259H83L82 258V256L83 255H85V254H87V253H85V254H81L80 256H81V258L80 257H78L77 256V252H76V250L78 251V246H81V240H80V237H78V235L76 236L75 234L77 233L76 232V230L74 229V231L76 232V233H74V234H69V235H61V234H59V236H57L56 234H57V232H55V231H52L51 229V226H50V224H48L47 223V225L45 226V222H44V220L42 221V222H44L45 224H44V226H43V229H42V231L44 230V234H45V239H46V241H42V242H39V237L40 236H42L43 234H39V231L41 230V228H40V230H39V228H38V222H39V219H38V222H37V219H34V221H29V220H27V217L25 218L24 216H22V213H23V211H21V208H22V205H21V208L19 207L20 205H19V202L18 203H15L16 202V200H15V202L13 201V199H14V197H15V194H16V189H18L20 186H22V185H20L19 187H17V186H15V184L13 183L12 184V182H11V184H8ZM29 185V184H28ZM41 185H43L42 183H41ZM86 187V189L84 188V186ZM127 185L129 186L130 185V183H127ZM171 185V184H170ZM169 185V186H170ZM188 185H186V186H188ZM236 185V184H235ZM37 186H36V188H37ZM82 186H83V189L81 190V188H82ZM175 186V187H176ZM192 185H190V188L192 189V187H191ZM193 186H194V184H193ZM199 186V187H200ZM250 186V185H249ZM17 187V188H16ZM28 187H30V186H27L26 185V190L27 189H29ZM41 187V186H40ZM44 187H45V185H44ZM46 187H47V185H46ZM45 187V188H46ZM167 187V188H166ZM173 187H174V185H173ZM233 188L235 187V186H232ZM237 187V186H236ZM235 187V188H236ZM252 187V186H251ZM22 188H23V186H22ZM74 188H75V186H74ZM100 188H102V187H100ZM107 188V187H106ZM170 188H171V186H170ZM196 188H194L195 190H196ZM234 188V190H237V189H235ZM253 188H255V187H253ZM253 188H251V189H253ZM30 189H31V191H32V187H30ZM33 189H35V188H33ZM104 189H105V187H104ZM103 189V190H104ZM177 189V188H176ZM230 189H231V186H230ZM41 190V189H40ZM74 190V191H73ZM101 190V189H100ZM124 190V189H123ZM173 190L175 191V189L173 188ZM173 190H171V191H169L170 193L173 191ZM248 190V189H247ZM18 191H20V189L18 190ZM23 191V190H22ZM30 191V190H29ZM29 191H25V192H27L28 194H32L31 192H29ZM45 191V190H44ZM83 193H82V192ZM125 191V190H124ZM173 191V192H174ZM233 191V190H232ZM251 190L249 189V192H250ZM36 192V191H35ZM102 192V191H101ZM128 192H125V194H128ZM173 192H172V194H173ZM205 192V193H204ZM230 192V191H229ZM253 192H254V190H253ZM252 192V193H253ZM27 193H25L26 195L25 196H27ZM41 193V192H40ZM82 193V194H81ZM103 193V192H102ZM102 193H101V196L103 197V195H102ZM105 193H103L104 195H105ZM237 193V192H236ZM238 193H240V192H238ZM237 193V194H238ZM250 194L251 196H253V198H254V196H255V201H256V199L260 202H258L257 203V205H261L262 206V209L264 208V191H262V190H258L257 188H255V193L256 194ZM4 194H6L4 197H3V195ZM18 194V193H17ZM20 194V193H19ZM18 194V195H19ZM22 194H24L23 192H22ZM236 194V195H237ZM243 194V193H242ZM246 194V193H245ZM249 194H246V195H248V198H249ZM37 194H35V196H36ZM38 195H39V193H38ZM131 195V194H130ZM129 194H128V196H130ZM238 195H240V194H238ZM237 195V196H238ZM245 195V196H246ZM20 196V195H19ZM18 196V197H19ZM22 196V195H21ZM21 196H20V198H21ZM32 196H33V194H32ZM42 196V195H41ZM40 196V197H41ZM52 196V195H51ZM99 196H100V193H99ZM100 196V197H101ZM119 196H121V199L119 198ZM165 196V195H164ZM168 196V195H167ZM170 196H172V195H170ZM31 197V196H30ZM49 197V196H48ZM91 197V196H90ZM94 196H92V198H93ZM109 197V196H108ZM126 197V196H125ZM131 197V196H130ZM156 197V198H155ZM239 197V196H238ZM27 198V197H26ZM42 198H44L43 196H42ZM41 198V199H42ZM52 198H53V196H52ZM97 198V197H96ZM129 198V197H128ZM239 198H242V197H239ZM245 198V197H244ZM243 198V200H245ZM67 199V200H66ZM85 199V200H84ZM93 199H95V198H93ZM105 199H106V197H105ZM163 199H168V197H166V198H163ZM177 199V200H176ZM23 200H24V198H23ZM23 200H22V202H23ZM28 200V199H27ZM31 200V199H30ZM29 200V201H30ZM33 200H35V198L34 199H32L31 201H33ZM44 200H45V198H44ZM49 200V199H48ZM58 200V199H57ZM60 200H58V201H60ZM90 200H91V198H90ZM95 200H97V199H95ZM102 200V199H101ZM130 200H132V199H130ZM130 200H129V202H130ZM169 200H171V198L169 197ZM241 202L243 201L242 199H239ZM246 200H247V198H246ZM246 200H245V206H246V204H248V203H250V202H247L246 203ZM248 200H251L252 201V199H248ZM254 200V199H253ZM30 201V202H31ZM36 201H39V200H37V196H36ZM42 200H40L39 202H41ZM66 202V203H68V205L70 204L69 202ZM94 201V200H93ZM127 201V200H126ZM173 200H171V203L172 202H174ZM48 202V201H47ZM51 202V201H50ZM175 202L173 203V204H175ZM214 202V201H213ZM253 203H254V201H252ZM251 202V203H252ZM38 203V202H37ZM46 203V202H45ZM58 203V202H57ZM65 203V204H66ZM106 203V202H105ZM170 203V204H171ZM23 204V203H22ZM25 204V203H24ZM28 204V203H27ZM44 203H42V205H43ZM47 204V203H46ZM62 203L60 202V205H61ZM93 204V203H92ZM219 204V203H218ZM19 205V206H18ZM34 205V203H32V206ZM50 205V204H49ZM100 205H102V204H100ZM106 205V204H105ZM104 204H103V206H105ZM111 205V207H109ZM133 205V206H134ZM162 205V207H160ZM221 205H224V204H221ZM251 205H253V204H251ZM256 205V204H255ZM28 206V205H27ZM36 205H34L33 207H35ZM37 206H39V204H37ZM47 206H48V204H47ZM51 206V205H50ZM58 206V205H57ZM67 206V205H66ZM99 206V205H98ZM201 206V207H200ZM254 206V205H253ZM252 206V208H254ZM24 207H25V205H24ZM41 207V206H40ZM44 207V206H43ZM42 207V208H43ZM45 207H46V205H45ZM44 207V208H45ZM54 207V206H53ZM53 207L51 206L50 208L51 209H53ZM70 207V206H69ZM72 207H75V206H72ZM100 207V206H99ZM109 207V208H108ZM135 207L136 206H134V209H135ZM175 207V206H174ZM173 207V208H174ZM217 207V206H216ZM219 207H224V206H220L219 205ZM218 207V208H219ZM226 207V206H225ZM233 207V206H232ZM231 207V208H232ZM248 207H250V206H248ZM244 208L243 210H245V209H251L252 210V208ZM49 208V207H48ZM68 208V207H67ZM80 208V207H79ZM172 208V209H173ZM177 208V207H176ZM198 208V209H197ZM227 208V207H226ZM234 208H236V206H234ZM41 209V208H40ZM50 209V210H51ZM57 209V207L55 208V210ZM93 209H95L96 210V208L95 207H93ZM100 209V208H99ZM137 209V208H136ZM195 209H197V210H195ZM222 209H224L225 210V208H219V209H217L218 211H220V210H222ZM238 209H240V208H237V210H236V212H238L239 213V211H238ZM242 209V208H241ZM257 209H259L258 207H257ZM24 210V209H23ZM26 210V209H25ZM24 210V212H26V213H28L27 211H25ZM27 210H29V215H30V210L31 209H27ZM34 210V209H33ZM32 210V211H33ZM58 210V209H57ZM60 210V209H59ZM82 210H84V209H82ZM86 210V209H85ZM102 211H103V209H101ZM175 209H173V212H175L174 211ZM223 210V211H224ZM228 210V208L226 209V212H228L227 211ZM229 210H230V208H229ZM234 210V209H233ZM250 210V211H251ZM254 210V209H253ZM255 210H256V207H255ZM254 210V211H255ZM260 210H261V208H260ZM264 210V209H263ZM263 210H261V211H263ZM35 211V210H34ZM33 211V212H34ZM43 211H44V209H43ZM46 211V213L49 211V209L48 210H45ZM45 211L43 212V213H45ZM54 211V210H53ZM79 211V210H78ZM87 211V210H86ZM97 211H100V210H97ZM97 211H96V213H97ZM102 211H100V213L102 212ZM104 211H106V210H104ZM137 211V210H136ZM212 211V210H211ZM235 211V210H234ZM234 211H232V212H234ZM241 211V210H240ZM246 211H249V210H246ZM249 211V213L251 214V216L254 214V211H253V213H251ZM258 211V210H257ZM22 212V213H21ZM32 212V213H33ZM41 212V211H40ZM50 212H52V211H50ZM58 212V211H57ZM60 212V211H59ZM59 212H58V214H59ZM63 212V211H62ZM77 212V211H76ZM81 212V211H80ZM109 212H111V213H109ZM138 213H139V211H137ZM141 213L143 212L142 211V209H141V211H140ZM186 212V211H185ZM192 212V211H191ZM213 212V211H212ZM221 212V211H220ZM225 212V213H226ZM232 212H231V210H230V213H231V215H232ZM236 212H234V213H236ZM242 212V211H241ZM244 212V211H243ZM35 213V212H34ZM34 213H33V218H34V216L36 217V215H34ZM36 213H37V211H36ZM39 213V212H38ZM37 213V214H38ZM52 213H54V212H52ZM56 213V212H55ZM106 212H104L103 214H105ZM127 213H130V214H127ZM144 213V212H143ZM216 213H217V211H216ZM225 213H223V215L225 214ZM238 213H236V215H233V218H238L237 216H240V215H242V214H238ZM248 213V214H249ZM262 213H264V212H262ZM58 214H56V215H58ZM61 214V213H60ZM71 214H73L72 212H71ZM80 214V213H79ZM95 214V213H94ZM107 214V213H106ZM125 214V215H124ZM128 216H127V215ZM135 214V213H134ZM134 214H133V216H134ZM229 214V213H228ZM244 214H246L247 215V213L245 212ZM243 214V215H244ZM250 214H249V216H247V217H251L250 216ZM256 214V213H255ZM259 214V213H258ZM38 215H40V214H38ZM49 215H52V214H49ZM54 215V214H53ZM62 215H64L65 216V212H64V214H61L60 215V217L62 216ZM67 215H68V218H70L69 217V214L67 213ZM82 215V214H81ZM90 215V214H89ZM88 215V216H89ZM100 215V214H99ZM109 215L107 216V217H109ZM130 215V216H131ZM153 215V216H152ZM155 215V216H154ZM230 215V216H231ZM260 215H262V214H260ZM31 216H32V214H31ZM42 216V215H41ZM44 216V215H43ZM72 216V215H71ZM101 216V215H100ZM151 216V217H150ZM202 216V215H201ZM227 216L228 215H226V219H227ZM245 216V215H244ZM257 216V219H259L258 218V215L256 214L255 215V217ZM30 217V216H29ZM39 217V216H38ZM45 217V216H44ZM49 217V216H48ZM54 217V216H53ZM73 217V216H72ZM71 217V218H72ZM91 217H92V215H91ZM106 217V218H107ZM132 217V216H131ZM131 217H130V220H131V222H132V219H134V218H136L135 216H134V218H132L131 219ZM178 217V216H177ZM240 217H243V216H240ZM254 217V216H253ZM252 217V219H250L251 221L252 220H254V218ZM56 218V217H55ZM62 218V217H61ZM73 218H75V217H73ZM72 218V220H74ZM76 218H77V215H76ZM76 218H75V221H76ZM110 218V219H111ZM169 218V219H168ZM213 218V217H212ZM224 218V217H223ZM228 218H229V216H228ZM248 218V219H249ZM264 219V216L263 217H261V219ZM52 219V218H51ZM67 218H66V216H65V220H66ZM84 219H87V218H85L84 217ZM109 219V218H108ZM107 219V220H108ZM173 219V218H172ZM176 219V218H175ZM239 219V218H238ZM238 219H236V221L238 222ZM242 219H244V218H242ZM242 219H240V220H242ZM245 219H247L246 218V216H245ZM247 219V220H248ZM261 219H259V220H261ZM262 219V220H263ZM31 220H32V218H31ZM49 220V219H48ZM53 220V219H52ZM51 220V221H52ZM55 220V219H54ZM60 220V219H59ZM62 220H63V218H62ZM81 220V219H80ZM92 220V219H91ZM101 220V219H100ZM103 220H104V218H103ZM203 219H201V220H199L200 222L202 221ZM231 220V219H230ZM233 220V219H232ZM247 220H244V221H247ZM258 220V221H259ZM46 221V220H45ZM57 221V220H56ZM87 221V220H86ZM93 221H94V218H93ZM126 221V222H125ZM134 221H135V219L133 220V223H134ZM204 221H205V219H204ZM235 221V220H234ZM236 221H235V224H236ZM250 221V222H251ZM258 221H255V222H257V223H255V222H252V223H254V225H255V227H256V224H258ZM48 222V221H47ZM50 222V221H49ZM55 222V221H54ZM74 222V221H73ZM78 222H81V221H79V219H78ZM95 222V221H94ZM150 222H153V223H150ZM198 222V221H197ZM217 222V221H216ZM224 222V221H223ZM225 222H226V220H225ZM248 222V221H247ZM246 222V223H247ZM51 223V222H50ZM62 223L64 224L65 222H63L62 221ZM61 223V224H62ZM69 224L71 223L70 221L68 222ZM82 223V222H81ZM77 223V224H80L81 226H82V224L84 223ZM91 223L93 224V222L91 221ZM96 223V222H95ZM146 223H147V225H146ZM174 223V222H173ZM203 223H207L208 224V222H203ZM202 222H201V225L203 224ZM233 222H231V224H232ZM238 223H241V222H238ZM249 223V222H248ZM248 223H247V225H248ZM251 223V224H252ZM259 223H260V221H259ZM53 224V223H52ZM56 224H60V223H56ZM60 224V225H61ZM62 224V225H63ZM77 224H75V226L77 225ZM88 224V223H87ZM99 224H101L100 222H99ZM105 224V225H106ZM230 224V225H231ZM234 224V225H235ZM244 224V223H243ZM49 225V226H48ZM53 225H55V224H53ZM59 225V226H60ZM197 226H193V228H192V232L193 233H188V231H186L187 229L186 228H182V229H179L178 230V233L174 236L173 234H174V232L176 231V229L177 228H175V231L173 230L174 228H172V230H173V232H170V234L171 235H169V237L166 239V241L164 240V242L167 244V246H168V248H165V246H164V248H162V250H160V251H162V252H164V254H161L162 256H166V254H167V251L168 250H175L176 249V247H178V249H180L181 250V254H180V257H183V259L185 260V264H192L193 262V260H194V258L196 257V259H198V262L200 263V264H206V260H205V256H206V248H205V246L204 245H202V244H198V243H196L197 242V240H195L194 239V237L196 236L198 239H199V237H198V234H199V227L198 226H201V225H198V224H196ZM215 225V224H214ZM228 224H226V226H227ZM247 225L246 224H244V225H242V226H244L247 230H248V228H249V226H250V224L248 225V227H247ZM40 226H42V223L40 224ZM59 226L58 225H56V227H58V229H59ZM72 226H74V224H72ZM84 226V225H83ZM82 226V227H83ZM86 226V225H85ZM84 226V227H85ZM100 226V225H99ZM98 226V227H99ZM102 226V225H101ZM133 226V225H132ZM135 226V225H134ZM209 227L210 226H212V225H208ZM225 226V227H226ZM236 226V225H235ZM240 224H239V226L237 227V228H240V227H242ZM252 226V225H251ZM251 226H250V228H251ZM258 226H259V224H258ZM260 226H264V224L262 225H260ZM78 227V226H77ZM94 227V226H93ZM109 227V228H110ZM156 227H153V229L154 228H156ZM172 227V226H171ZM231 227V226H230ZM254 227V226H253ZM252 227V228H253ZM63 228V227H62ZM62 228H60L61 230H62ZM67 228V227H66ZM65 227L63 228V229H66ZM70 228V227H69ZM76 228V227H75ZM127 228V229H126ZM135 228V227H134ZM202 228V226L200 227V229ZM211 228V227H210ZM73 229V228H72ZM83 229V231H84V228H82ZM85 229H89V228H85ZM93 229V228H92ZM97 229V228H96ZM98 229H100V227L98 228ZM102 229V228H101ZM103 229H104V227H103ZM208 228H207V225H205L204 226V224H203V228H202V230L206 233V230H207ZM212 229H213V227H212ZM212 229H208L209 231H210V233H211V235L213 234V232H212ZM219 229V228H218ZM229 229V228H228ZM231 229H233V228H231ZM255 229V228H254ZM253 229V230H254ZM257 229V228H256ZM255 229V231H257ZM258 229H260V227L258 228ZM60 230V231H61ZM67 230V229H66ZM77 230H79V229H77ZM91 230V229H90ZM106 230V229H105ZM126 230V231H125ZM141 230V229H140ZM140 230L138 231V229H137V231L138 232H140ZM190 230V229H189ZM202 230H201V232H202ZM230 230V229H229ZM238 230H240V229H238ZM58 231V230H57ZM63 231L64 230H62V233H63ZM68 231V230H67ZM88 231V230H87ZM87 231H86V233H87ZM97 231V230H96ZM108 230H106V232H107ZM135 231H136V229H135ZM209 231H207V233L209 232ZM241 232L240 233H242V229L240 230ZM59 232V231H58ZM103 232V231H102ZM105 232V231H104ZM105 232V233H106ZM150 232V231H149ZM169 232V231H168ZM203 232V233H204ZM226 232V231H225ZM252 232H254V231H252ZM68 233H70L69 231H68ZM67 233V234H68ZM84 233V232H83ZM86 233L85 234H81V235H86ZM99 233V232H98ZM97 233V234H98ZM206 233V234H207ZM215 233H216V231H215ZM244 233V232H243ZM246 233V232H245ZM249 233V232H248ZM263 233V232H262ZM9 234H11L12 235V237H10L9 236ZM65 234H66V231H65ZM78 234V233H77ZM90 234V237H92L93 238V236H91L92 234L91 233H89ZM88 234V235H89ZM109 235H110V233H108ZM135 234H136V232H135ZM140 234V233H139ZM151 234V233H150ZM201 234V233H200ZM222 234V233H221ZM230 234V233H229ZM235 234V233H234ZM253 234H256V233H253ZM40 235V236H39ZM80 235V236H81ZM130 235L132 236V231H131V233H130ZM202 235V234H201ZM200 235V236H201ZM208 235V234H207ZM210 234H209V236H211ZM241 235V234H240ZM245 235V234H244ZM242 236V237H247V236ZM246 235H248L247 233H246ZM250 235H251V233H250ZM250 235H248V237L250 236ZM260 235H262V234H260L259 233V235H258V237L260 236ZM44 236V235H43ZM101 236V235H100ZM106 236H108L107 234H106ZM133 236H134V233H133ZM142 236V235H141ZM167 236V235H166ZM202 236H206L205 234H203ZM240 236V237H241ZM254 236H256L257 237V235H254ZM87 237V236H86ZM95 237V236H94ZM103 238H104V235L102 236ZM118 237H116V238H118ZM120 237H122V236H120ZM125 237V236H124ZM123 237V238H124ZM135 237V236H134ZM195 237V238H196ZM212 237V236H211ZM241 237V240L242 239H244V238H242ZM251 237H253L252 235H251ZM41 238V237H40ZM88 238V237H87ZM108 238V237H107ZM196 238V239H197ZM203 238V237H202ZM202 238H201V240H202ZM204 238H208V236L207 237H204ZM203 238V239H204ZM260 238V237H259ZM85 239V238H84ZM83 239V240H84ZM89 239V238H88ZM87 239V240H88ZM95 239V238H94ZM106 239V238H105ZM114 239V238H113ZM119 239V238H118ZM126 239V243H130V242H127L128 240ZM213 239V238H212ZM212 239L210 240L211 242H212ZM226 239V238H225ZM230 239V238H229ZM246 239H248V238H246ZM249 239H251V238H249ZM248 239V240H249ZM255 239H257V238H252L251 240L253 241V240H255ZM42 240H44V239H42ZM86 240V239H85ZM93 240V239H92ZM91 240V241H92ZM97 240L98 239H96L95 241L97 242ZM109 240H111V239H109ZM108 240V241H109ZM124 241H125V239H123ZM133 240V239H132ZM132 240H131V243H132ZM135 240V239H134ZM206 240V239H205ZM257 240H259V239H257ZM260 240H261V238H260ZM262 240H264V237H263V239ZM88 241H90V240H88ZM95 241L92 243L91 242V244H94L93 246H95V245H97V248H100L99 246H98V244L97 243H95ZM105 241H107V239L105 240ZM107 241V242H108ZM115 241V239L113 240V242ZM192 241H195L193 244H191L192 243ZM207 241V240H206ZM206 241H204L205 243L204 244H206ZM215 240L213 239V242H214ZM217 241V240H216ZM218 241H220V240H218ZM244 241V240H243ZM250 241V240H249ZM251 241V243H254V242H252ZM45 242V243H44ZM100 242V241H99ZM98 242V243H99ZM106 242V243H107ZM111 242H112V240H111ZM117 242H119V240H117ZM116 242V244H118ZM157 242V241H156ZM210 242V243H211ZM224 242V241H223ZM245 242L248 244V242L245 240ZM245 242H243V244H245ZM259 242V241H258ZM83 243V242H82ZM115 243V242H114ZM126 243L125 244H123V245H126ZM130 243V244H131ZM218 243V242H217ZM257 243V242H256ZM261 242H259V244H260ZM39 244H41V245H39ZM86 244H90V243H88V242H86ZM108 244H109V242H108ZM108 244H107V246H108ZM110 244H113V243H110ZM109 244V245H110ZM115 244V245H116ZM129 244V245H130ZM196 244V245H195ZM208 244V243H207ZM246 244V245H247ZM264 244V243H263ZM263 244L261 243V247H259V248H262L263 247ZM83 245V244H82ZM85 245V244H84ZM83 245V246H84ZM104 245V244H103ZM102 245V246H103ZM106 245V244H105ZM175 245H176V247H175ZM193 245H195V246H193ZM242 245V244H241ZM249 245H250V243H249ZM251 245H253V244H251ZM256 245V244H255ZM24 246H30V249H26L27 251H22L20 248L21 247H24ZM82 246V247H83ZM88 246V245H87ZM93 246H91L92 248H93V250H94V248H95V250H97L96 249V246L95 247H93ZM101 246V245H100ZM113 246V245H112ZM112 246H110V247H112ZM119 246H121V245H119ZM161 246H163L162 244H161ZM166 246V247H167ZM209 246V245H208ZM245 246V245H244ZM254 246V245H253ZM253 246H251V247H253ZM259 245H257V247H258ZM85 247V246H84ZM114 247V246H113ZM115 247H117V245L115 246ZM124 247V246H123ZM249 247V246H248ZM254 247H256V246H254ZM88 248V247H87ZM105 248H106V246H105ZM147 248V247H146ZM146 248H145V250L143 251V252H145V251H150V250H146ZM244 248V247H243ZM258 248V249H259ZM61 249H68V252H67V254H62L61 255V253H60V251H61ZM91 249V248H90ZM106 249H108V247L106 248ZM106 249H104V250H106ZM112 250H113V248H111ZM119 249V248H118ZM147 249H149V248H147ZM157 249V248H156ZM161 249V248H160ZM245 249V248H244ZM244 249H243V251H244ZM248 249V248H247ZM250 249V248H249ZM257 249V250H258ZM83 250H84V248H83ZM101 250H103L102 248H100L99 249V253L100 254H102L101 252H103V251H101ZM111 250V251H112ZM159 250V249H158ZM241 250V249H240ZM261 250V249H260ZM89 251V250H88ZM122 251H123V249H122ZM122 251L120 252V253H122ZM243 251H241V253H240V255H242L243 253H245V252H243ZM245 251H248V250H246L245 249ZM251 251V250H250ZM63 252H65V251H63ZM79 252V251H78ZM80 252H82V250L80 251ZM84 252H85V250H84ZM90 253H92V251L90 250L89 251ZM96 251H93V254H91V256L89 257V255H88V258L87 259H83V263L82 264H84L85 262H89L90 264H92L93 263V261H91V259H92V256L93 255H95L96 254V256H97V253H95ZM118 252V251H117ZM156 252H159V251H156ZM239 252V251H238ZM243 252V253H242ZM252 252V251H251ZM253 252H254V249H253ZM151 253V252H150ZM159 253H161V252H159ZM159 253H156V255L158 256L159 255ZM175 253V252H174ZM178 253H180L179 251H178ZM249 252H247L246 254H248ZM261 253V252H260ZM79 254V253H78ZM105 254H106V252H105ZM136 254V253H135ZM146 255H147V253H145ZM173 254V253H172ZM251 254V253H250ZM254 254V253H253ZM252 254V255H253ZM70 255H74L75 257L73 258V259H71L72 258V256H71V258H69L70 257ZM132 255V254H131ZM155 255V256H156ZM160 255V256H161ZM169 255V253L167 254V256ZM176 254H174V256H175ZM244 255V254H243ZM252 255H249V256H252ZM263 255H264V251H263ZM95 256V257H96ZM101 256H103V254L102 255H100V258H101ZM148 256V255H147ZM151 256H153V255H149V257H150V259H151V261H152V258H151ZM155 256H153V257H155ZM161 256V257H162ZM237 256H238V254H237ZM247 256V255H246ZM254 256H257V255H254ZM259 257H262L261 255H258ZM85 257V256H84ZM86 257H87V255H86ZM98 258H99V255L97 256ZM119 257H121V256H119ZM123 257V256H122ZM139 257V256H138ZM240 258H242L243 256H239ZM91 258V259H90ZM102 258H104V257H102ZM133 258V257H132ZM147 258V257H146ZM155 258H157L158 259V257H155ZM168 258H169V256H168ZM239 258V260H241ZM244 259H246L245 257H243ZM243 258H242V260H243ZM255 258V257H254ZM90 261H89V260ZM154 259V258H153ZM157 259H154L155 260V263H156V261H158ZM167 259V258H166ZM248 260H250L251 258H247ZM253 259V258H252ZM256 259V258H255ZM37 260H39V263L37 262ZM40 260H42V261H40ZM95 260V259H94ZM101 260V259H100ZM105 260V259H104ZM124 260V259H123ZM134 260V259H133ZM192 260V261H191ZM247 260V261H248ZM261 260V258H259V261ZM98 261H99V259H98ZM122 261V260H121ZM139 260L137 259L136 260V262H138ZM147 261H148V259H147ZM246 261V262H247ZM253 261V260H252ZM255 261H257V260H255ZM48 262V263H49ZM92 262V263H91ZM164 262V261H163ZM195 262V261H194ZM238 262H240V261H238ZM258 262V261H257ZM99 263V262H98ZM124 263V262H123ZM122 263V264H123ZM153 263V262H152ZM154 263V264H155ZM160 263V262H159ZM196 263H197V261H196ZM243 263V262H242ZM252 263V262H251ZM262 264H264V261H263V258H262V262H261ZM88 264V263H87ZM97 264V263H96ZM100 264V263H99ZM194 264V263H193ZM198 264V263H197ZM243 264H245V263H243ZM253 264H256V263H254L253 262ZM260 264V263H259Z\"/></svg>", "mask_w": 264, "mask_h": 264}, {"label": "rangeland", "instance_id": "obj_2", "mask_svg": "<svg viewBox=\"0 0 264 264\" xmlns=\"http://www.w3.org/2000/svg\"><path fill=\"white\" fill-rule=\"evenodd\" d=\"M4 3H3V2ZM13 1H17V2H19L18 0H12V1H10V3L8 2V0H0V49H3L2 51H1V53H0V65H7V68H8V65L9 64H7L8 62L9 63H11L10 64V68H11V70H10V68H8V70L10 71V72H12V76L13 77H15V74H16V72H17V67L19 66V64L20 63H22V62H24V61H26L27 63H28V66L26 65V68L27 67H29V68H27L26 70L23 68V76H25V75H27L28 73H25L26 71H28V72H30L29 73V75L30 74H33L32 76H31V78L33 79H37V76H34V75H37L36 74V72L35 73H31V71H32V69L31 68H33V66H34V64L32 63L33 61L34 62H39V63H41V61H43V59H41V57H43L44 58V60H46V61H51L52 62V64L54 65L55 63L57 64V63H59V62H56V60H58V61H64L65 63H67V64H72L73 63V59H72V55L69 53V52H66L65 50H63V49H65L64 48V46L63 47H60L59 46V44L62 46V43H60V42H58L59 44H57V41H55L54 42V40H53V38H50V35L49 36H47L46 34H47V29H50L51 27H53V24H54V27L56 28L55 29V31H57V33H59V30H58V28L55 26V25H57L58 26V22L56 23V22H53V21H50V19L49 18H47L48 16V14H47V12H45L44 14H47L46 15V17H43L44 16V14H42L43 13V9L42 8H44V7H42V6H45V5H47V4H45V2L44 1H39L38 2V4L36 3L37 1L36 0H34V3L33 4H30L29 2H27V7L26 8H24L22 5H20V4H22L23 2L22 1H20V4H16L15 2V4L13 3ZM78 2L79 0H75V2ZM83 1L85 2V3H83ZM83 1H79L78 2V7H79V12H80V16H81V18L82 19H84L85 20V18H88V17H92L93 18V20L92 19H90V18H88L89 19V22H87L86 20H88V19H86L85 21L87 22V23H90L91 21V23H90V25H88L87 24V26L88 27H90V29H91V25H95V28L93 29V26H92V30H93V32H95V29H97L99 26V28L100 29H102L103 28V31H105V32H103V34H106V35H104L103 36V34H101L102 33V31L101 30H99V28H98V30H96L97 32L99 31L100 32V34L105 38V37H107V39H109V40H111V42L113 41L114 42V39L117 41H115V43H119L121 40V42H122V44H125V42H126V46H127V48H129V46H130V44H131V48L129 49V50H131L130 52H134V54H136L138 57H142V53H138V52H140V49H141V47L140 46H142V48L143 49H149V50H144L145 52H143V53H145V54H149V52L150 51H152L153 52V50H154V52L153 53H156L155 55L157 56V54L160 56V55H162L163 54V57L166 55V56H168L169 58H165L164 57V59L163 60H165V59H167L166 61H164L163 63L164 64H166V65H164L162 62L160 63L159 61H160V59L159 58H161V56L160 57H158L157 56V58L159 59V61L157 62V64H162L161 65V68L160 69H164V70H161V72L162 71H165V75H166V73H167V77L169 78V81L171 80V82L172 83H174L175 84V86L176 85H179V86H176V87H178L179 88V93H183V89L185 88V89H189V91L188 90H185V92L187 93V95L185 94V92L183 93V95H182V97H185L184 96V94L186 95V98H187V100H189V101H187L186 100V102H185V104L186 105H188V106H190V105H192V109H194V107L196 106V109H197V111L195 112V111H193V112H195V113H197V112H199L200 114L198 115V113H197V117L198 118H200L199 116L201 115V120L203 119L202 117V115H204V118H206L207 116L205 115V113L206 114H208L209 112H205V111H208L209 109H211V105H210V103H213L212 104V106L214 105V108L216 107L215 105H217L218 106V103L216 104V102H217V98H218V95H219V88L218 87H220V80L217 78V77H222L221 75H222V73H221V70H219L218 69V67L220 66V64H219V60H221L220 58H219V54H220V52H219V50L218 49H216V48H220V46L217 44L219 41L221 42V40L223 39V36L221 37V38H217L216 36H215V38H213V36H212V34L214 35H216L217 34V32H220V30H222V31H224L223 30V26H225V25H230V23L233 21V19L231 18V17H228L227 16V13L228 14H231L232 12H233V10H231L232 8H230V7H228V5L222 0V1H220V0H217V2H216V0H213V2L215 3H212V0H210V1H208V0H153L154 2H152V3H149V2H151L152 0H150V1H148V3H149V6H148V4H147V2H143V3H141V4H136L135 5V1L133 2V0H131V2H130V4H129V1L130 0H83ZM123 1V2H122ZM127 1V2H126ZM158 1L159 2H162V3H160L159 5L158 4H156V3H158ZM164 1V2H163ZM169 1V2H168ZM171 1V2H170ZM191 1V2H190ZM192 1H194V3L192 2ZM208 1V2H207ZM220 1V5H219V2ZM42 2V3H41ZM86 2H88V4L86 3ZM89 2L91 3L90 5H89ZM112 2H113V6L111 5L112 4ZM173 2V3H172ZM189 2L191 3V4H189ZM199 2V3H198ZM222 2V3H221ZM262 2L264 3V0H262ZM8 3V4H7ZM25 3L26 2H24V5H25ZM28 3H29V6H28ZM80 3V4H79ZM81 3H83L84 5H83V8H82V6H80V5H82ZM121 3V4H120ZM125 3V4H124ZM129 5H133V8L130 6V7H128V9L125 7V6H129ZM134 3V4H133ZM171 3V4H170ZM201 3H203L202 5H201ZM216 3H218L217 5H216ZM224 3V4H223ZM8 6H7V5ZM85 4H87V5H89V6H86ZM164 4V7H160V6H162ZM184 4H187V5H184ZM188 4L190 5L189 6V8H187V6H188ZM193 4V5H192ZM196 4V5H195ZM208 4H210V6L208 5ZM222 4V5H221ZM33 6L34 7V9H33V7H31V6ZM92 5V6H91ZM95 5V6H94ZM100 5V6H99ZM115 5V6H114ZM121 5V6H120ZM125 5V6H124ZM145 5V6H144ZM152 5H155L154 6V8L152 7ZM160 7H158V6ZM166 5H167V8H166ZM180 5V6H179ZM183 5V6H182ZM198 5H201V6H198ZM204 5H205V9L204 8H201V7H204ZM19 6H20V8H19ZM38 6H40V7H42L41 9L38 7ZM76 6H77V3H76ZM86 6V7H85ZM104 6V7H103ZM107 6V7H106ZM134 6H135V8L137 7V6H139L140 7V9L141 10H139L138 11V9H139V7L135 10V8H134ZM150 6H151V8H150ZM158 8H157V7ZM168 6H169V8H168ZM194 6V7H193ZM197 6V8H199V9H197L199 12H200V15L202 14L204 17V20L203 21H200L198 18L196 19V15L197 14H199L198 13V11H193V10H195V7ZM215 6V7H214ZM2 7H4L3 9H2ZM36 7V8H35ZM38 7V8H37ZM47 6H45V8H46ZM87 7H89V9L87 8ZM91 7L93 8V9H91ZM94 7H96V8H94ZM119 7V8H118ZM143 7V8H142ZM149 7V8H148ZM155 7H156V9H160V13H159V15L157 14L158 13V10H156L155 11V13H154V9H155ZM28 8V9H27ZM29 8H31V9H29ZM45 8H44V10H45ZM99 8V9H98ZM129 8L130 9H132L131 11H133V10H135L134 11V13L132 14V12L129 10ZM144 8H145V10H144ZM163 8H164V13L162 12V10H163ZM183 8H185V9H183ZM209 8V9H208ZM215 8L217 9V10H215ZM24 9H25V11H24ZM39 11H38V10ZM47 9V8H46ZM81 9H86L85 11L84 10H81ZM104 9V10H103ZM116 9V10H115ZM118 9V10H117ZM162 9V10H161ZM175 9V10H174ZM187 9H188V11H189V9L190 10H192V11H189V13L187 12L186 13V11H187ZM202 9H204V10H202ZM9 10V11H8ZM29 10H31V11H37L36 12V14L35 13H33L34 15H32V13H30L31 11H29ZM88 10V11H87ZM91 12H90V11ZM96 10V11H95ZM127 10H129L128 12H127ZM144 10V11H143ZM169 10H171V11H169ZM172 10H173V13H172ZM182 10V11H181ZM27 11V12H26ZM81 11H83V12H85V14L83 13V16L85 15V16H88V14L90 13L91 15H89L88 17H85L84 16V18H83V16H82V13H81ZM89 12L88 14H87V12ZM102 11V12H101ZM141 11V12H140ZM153 13H152V12ZM169 11V12H168ZM175 11L176 12H178V13H175ZM205 11V12H204ZM232 11V12H231ZM4 12V13H3ZM16 12V13H15ZM29 12V13H28ZM93 12V13H92ZM96 12V14H94ZM104 12V13H103ZM109 12V13H108ZM121 13V12H123L125 15L123 16V18L122 17H114V19L113 20H115L114 22L112 21H107L108 19H107V17H110L111 15H114L115 16V13ZM130 12V13H129ZM143 12H145L144 13V15L146 16H148V14L150 15V13H151V18L154 16V18H150L149 16V18L151 19V20H149V22L147 21L149 18H146L144 15H143ZM162 12V13H161ZM168 14H167V13ZM203 12V13H202ZM138 13H140V15L138 16L137 14ZM166 13V14H165ZM171 13V14H170ZM196 15H195V14ZM7 14V15H6ZM37 14H39V15H37ZM108 14V15H107ZM132 14V17H134L135 18V21L134 20H131V15ZM152 14H154V15H152ZM183 14H185V16H186V18H188L189 16H191V18H193V20H197V21H193V20H191V18L189 19H186L185 18V16L182 15ZM187 14V15H186ZM232 14H234V13H232ZM30 15V16H29ZM40 15H42V16H40ZM135 15V16H134ZM143 15V16H142ZM166 15V16H165ZM169 15V16H168ZM173 15H176L175 17L173 16ZM179 15H181L180 17H179ZM193 15V16H192ZM201 15V16H202ZM224 15H225V17H224ZM237 16H238V13L236 14ZM33 16V17H32ZM39 16V17H38ZM95 16V17H94ZM104 18H103V17ZM107 16V17H106ZM137 16L139 17V19H136L137 18ZM178 16V17H177ZM42 17V18H41ZM106 17V18H105ZM140 17H142V18H140ZM159 17H162V18H160V21H159V19H157L156 20V18H159ZM172 19H170V18ZM184 17V18H183ZM214 17H216V18H214ZM227 17V18H226ZM15 18V19H14ZM46 18V19H45ZM121 18V19H120ZM130 18V19H129ZM133 18V19H134ZM147 20H146V19ZM170 20H169V19ZM175 18V19H174ZM176 18H180L179 20L178 19H176ZM183 18V19H182ZM206 18V19H205ZM222 19V18H224L226 21H225V23H224V20L222 21V20H220V19ZM230 18V19H229ZM41 19V20H40ZM106 19V20H105ZM141 19H142V21H144V22H148L149 23V26H151V31L150 32H152V34H153V36H151V33L149 32V30H150V27H148V29H147V27H146V29L148 30V32H147V30H145V28H143L144 26H146L145 24L146 23H144V22H142L141 21ZM143 19H145V20H143ZM181 19H182V21H181ZM186 21H185V20ZM218 19V20H217ZM232 19V20H231ZM3 20V21H2ZM48 22H47V21ZM105 20V21H104ZM130 20H131V23H130ZM140 20V21H139ZM154 20H156V22L154 21ZM210 20V21H209ZM215 20V21H214ZM228 20H230L231 22H229ZM12 21V22H11ZM38 21V22H37ZM45 21V22H44ZM137 21H139L137 24H136V22ZM154 21V22H153ZM169 21V22H168ZM179 21V22H178ZM188 21V22H187ZM190 21H191V23H192V25H193V27H192V25L190 24ZM217 21H220V22H217ZM222 21V22H221ZM16 22V23H15ZM53 22V23H52ZM96 22V23H95ZM125 22V23H124ZM129 22V23H128ZM133 22V23H132ZM164 22H166V23H164ZM195 22V23H194ZM200 24H199V23ZM202 22V23H201ZM215 22V23H214ZM216 22H217V25L218 26H216ZM38 23V24H37ZM43 23H45V24H43ZM56 23V24H55ZM92 23H95V24H92ZM112 23V24H111ZM117 23V24H116ZM124 23V24H123ZM142 23H144V25L142 24ZM148 23H147V26H148ZM159 23H160V25H159ZM162 23V24H161ZM204 23V24H203ZM207 23V24H206ZM219 23V24H218ZM224 23V24H223ZM3 24V25H2ZM39 24H40V26H39ZM97 24V25H96ZM111 24V25H110ZM140 24H142V28H141V26H140ZM175 24V25H174ZM182 24V25H181ZM191 25V29H192V32L193 33H191L190 31V28H189V26ZM221 24V25H220ZM18 25V26H17ZM156 25V26H155ZM185 25V26H184ZM199 25V26H198ZM208 25V26H207ZM220 25V26H219ZM223 25V26H222ZM3 26V27H2ZM6 26V27H5ZM28 26V27H27ZM119 26V27H118ZM127 26V27H126ZM133 26V27H132ZM155 26V27H154ZM164 26V27H163ZM167 26H168V29H167ZM177 26V27H176ZM179 26V27H178ZM182 26V27H181ZM187 26H188V28H187ZM195 26V27H194ZM207 27V28H209L210 26V28L211 29H205V27ZM53 27V28H54ZM61 27V25L59 24V28ZM131 27V28H130ZM139 27V28H138ZM161 28V29H157V28ZM175 27V28H174ZM197 27V28H196ZM200 27V28H199ZM2 28V29H1ZM33 28V29H32ZM127 28V29H126ZM155 28L157 29V31L158 30H160L158 33H157V31H155ZM179 28L181 29V32L179 31V32H177V29L179 30ZM184 28H187L186 30H187V32H186V30L184 29ZM212 28L214 29V30H212ZM220 28V29H219ZM9 29H11V30H9ZM19 29V30H18ZM21 29V30H20ZM88 30H90L89 28H87ZM109 29V30H108ZM129 29V31H127ZM135 29V30H134ZM138 29V30H137ZM163 29V30H162ZM166 29V30H165ZM194 29V30H193ZM205 29V30H204ZM216 29H219V31L218 30H216ZM46 30V31H45ZM91 30V31H92ZM126 32H128V33H126ZM134 32H133V31ZM140 30H142L141 32H142V34H140L141 32H140ZM144 30V31H143ZM165 30V31H164ZM170 30V31H169ZM173 30H176V33H177V35H176V33H174L173 32ZM190 30V31H189ZM197 30L199 31L198 33H197ZM207 30V35H206V33L205 32H203V31H206ZM210 30H212V31H210ZM15 33H14V32ZM154 31V32H153ZM164 31V32H163ZM170 33H169V32ZM173 33H172V32ZM186 32V34H188V35H186L187 36V38H188V40L191 42V41H193L192 43L195 45H193L192 43H190L187 39H186V37H185V35H183V33L184 32ZM13 32V33H12ZM40 32V33H39ZM44 33V35H43V33ZM63 32V31H62ZM124 32H125V34H124ZM202 32V33H201ZM211 32V33H210ZM5 33L7 34V35H5ZM138 36L139 35V38L141 37V35H145V36H142L140 39H135V38H133V37H136L137 38V36L135 35V34ZM150 34L149 36L147 35L146 36V34ZM157 35H156V34ZM175 34L174 36L175 37H173L172 36V34ZM180 33L184 36H182V35H180ZM201 33V35H198V34H200ZM4 34V35H3ZM12 34V35H11ZM24 34V35H23ZM26 34V35H25ZM37 34V35H36ZM121 34V35H120ZM158 34H160V37L158 36ZM166 34V35H165ZM169 34H170V36L171 37H169ZM185 34V33H184ZM196 34V35H195ZM210 34H211V38H210ZM59 35V34H58ZM62 35H65L64 33L62 34ZM127 35V36H126ZM129 35L130 36H132V38L131 37H129ZM165 35V36H164ZM168 35V36H167ZM191 35V36H190ZM196 37H195V36ZM5 36V37H4ZM7 36V37H6ZM22 36H26L25 38H23ZM38 36V37H37ZM40 36V37H39ZM43 36V37H42ZM44 36H45V38L46 37H48V38H50L49 40H46V39H48V38H46V39H44ZM113 36V37H112ZM156 38H155V37ZM177 36V37H176ZM183 38H182V37ZM192 36H194V37H192ZM202 36V37H201ZM207 36V37H206ZM116 37V38H115ZM124 37V38H123ZM147 37H148V39H147ZM150 37H152L153 39H154V42H153V39H151ZM166 37V38H165ZM201 37V40L200 39H197V38H200ZM206 37V38H205ZM209 37V38H208ZM2 38V39H1ZM43 38L44 40H42L41 41V39ZM142 38H144V39H142ZM165 38V39H164ZM171 38V40H172V38H174L173 40H172V43L170 44L169 42H171V40H169V39ZM206 40H204V39ZM215 40H213V39ZM5 39H7V40H5ZM36 39V40H35ZM40 39V40H39ZM53 41H52V40ZM113 39V40H112ZM125 39V40H124ZM132 39V40H131ZM149 41H147V40ZM150 39V40H149ZM178 39H181V41H179V46H181L180 48L181 49H179V46H178V44L176 45V44H174V45H176V46H178V48H175L176 46H174L173 45V43H177V40ZM195 39H196V42H195ZM225 39V38H224ZM2 40V41H1ZM143 40V42H144V44H146L147 45V43H153V45H155V48L157 49V48H160V50H156L155 48H154V46L151 44L150 46L148 45V47L146 46V48H145V46H144V44H143V42H141ZM198 40V41H197ZM200 40V41H199ZM202 40H204L203 42H202ZM209 40V41H208ZM213 40V41H212ZM6 41V42H5ZM19 41V42H18ZM51 41H52V43H51ZM131 41V42H130ZM136 41H140L139 43H141V44H138ZM147 41V42H146ZM157 41H159V42H157ZM162 41V42H161ZM166 41V42H165ZM175 41V42H174ZM210 41L211 42H213L214 43V47H216V48H213L212 46H208V44L210 43ZM16 42H18V43H16ZM33 42H35V43H33ZM53 42H54V44H53ZM120 42V43H121ZM127 42H128V44H127ZM155 42H157V43H155ZM185 42H187L188 44H186ZM199 42V43H198ZM200 42H202V44L200 43ZM215 42H216V44H217V46H216V44H215ZM4 43V44H3ZM23 43V44H22ZM56 43V44H55ZM136 44V49H135V44ZM155 43V44H154ZM180 43H182L183 45H185V46H182V44H180ZM204 43V44H203ZM3 44V45H2ZM10 44H11V46H10ZM15 44V45H14ZM20 44V45H19ZM33 44V45H32ZM35 44H37V45H35ZM41 44V45H40ZM43 44V45H42ZM47 44H48V46H49V48H50V50L52 51L51 52V54H49V53H46L50 58H49V60H48V56H46V54H45V52H44V46H47ZM156 44L158 45V46H160L161 45V47H158V46H156ZM168 44V45H167ZM169 44L174 48V50H173V48L172 47H170L169 49H168V46H169ZM190 44V45H189ZM198 44V46H196ZM34 45H35V47H34ZM56 45V46H55ZM129 45V46H128ZM134 45V46H133ZM165 45V46H164ZM201 45V48H199V46ZM16 46H17V48H16ZM21 46V47H20ZM31 46H32V48H31ZM42 46H43V49H40V48H42ZM55 46V47H54ZM94 46V45H93ZM139 46V47H138ZM187 46H194L193 48L195 49V50H193L194 51V53H198L199 52V57L196 55V54H194L195 56H197V58H198V61L195 59V62H194V59H191V58H188V56H185L184 55V58H185V62H184V64H183V54L181 55V52L182 53H184V52H186V50H187V48H188V50L189 49H191L190 47H187ZM11 47V48H10ZM14 47V48H13ZM24 49H23V48ZM28 47V48H27ZM162 47H163V49H162ZM164 47H167V48H164ZM184 47H187V48H185V51L183 52V50H184ZM204 47V48H203ZM221 47H222V45H221ZM7 48V49H6ZM60 48V49H59ZM115 48H117V46H115ZM134 48V49H133ZM137 48H140V49H137ZM152 48V49H151ZM154 48V49H153ZM192 48V49H193ZM207 48V49H206ZM16 49V50H15ZM20 49V50H19ZM33 49V50H32ZM62 49V50H61ZM142 49V50H143ZM183 49V50H182ZM197 49V50H196ZM199 49V50H198ZM203 49V54L205 55H203V54H201V50ZM206 49V50H205ZM29 50V51H28ZM32 50V51H31ZM56 50V51H55ZM128 50V49H127ZM134 50V51H133ZM169 50V51H168ZM173 51V53L171 54V51ZM188 50H187V52H188ZM207 50H208V52H207ZM215 50H218V54H216V55H214L215 53H217ZM8 51V52H7ZM9 51H12V52H9ZM14 51V52H13ZM18 51V52H17ZM26 51V52H25ZM30 51L32 52V53H30ZM39 51V52H38ZM42 51V52H41ZM147 51H149V52H147ZM159 51V52H158ZM170 52V53H167V54H169V55H167L166 54V52ZM174 51H175V53H174ZM196 51V52H195ZM215 51V53H213ZM7 52V53H6ZM66 52V53H65ZM136 52V53H135ZM160 52H162V53H160ZM212 54H211V53ZM29 53H30V55H29ZM56 53H60L61 54V56H62V58H65V57H63L64 55L65 56H67L68 57V55H71V57H68V59L67 58H65V59H61V56H60V54H58V56H56ZM63 53V54H62ZM160 53V54H159ZM189 53V52H188ZM6 54V56H4ZM12 54V55H11ZM16 54V55H15ZM44 54V55H43ZM55 54V55H54ZM68 54V55H67ZM140 54H141V56H140ZM144 54V55H145ZM26 55V56H25ZM30 57H29V56ZM193 55V56H194ZM201 55H202V57H201ZM208 55L210 56V57H208ZM222 55V54H221ZM220 55V57L222 58V56ZM44 56H46L47 57V59L44 57ZM180 56V57H179ZM182 56V57H181ZM194 56V57H195ZM204 56V57H203ZM206 56L208 57V58H210L211 59V57H213L212 59H213V62L214 63H218V64H214L213 62H212V59H211V61H209L207 58H206ZM29 57V58H28ZM146 56H144L143 58H145ZM171 57V58H170ZM186 57H187V61H188V63H189V68L191 67V66H193L192 64L193 63H195L194 64V67H195V69H196V72H197V69H200V72H198V73H196L195 72V69H193L194 67H192V68H190V69H192L193 70V72H195L196 73V75L194 76V74L195 73H193V74H189V73H191L192 71H189L190 69H188V63H187V61H186ZM214 57L215 58H217L216 59V62H215V60H214ZM11 58V59H10ZM19 58V59H18ZM34 58H35V60H34ZM176 58V59H175ZM196 58V57H195ZM201 58V59H200ZM203 58L205 59L204 61H203ZM219 58V59H218ZM7 59H9V60H14V61H9V60H7ZM21 59V60H20ZM40 61H39V60ZM53 61H52V60ZM67 59V60H66ZM171 59V60H170ZM181 59H182V61H181ZM189 59V60H188ZM191 59V60H190ZM206 59H207V61H206ZM3 60V61H2ZM4 60H6V62L4 61ZM18 60V61H17ZM32 62H31V61ZM71 60H73V61H71ZM104 60V59H103ZM103 60H100V62H102ZM172 61H173V63L176 65V67L178 66V65H180V63L182 64V67H181V69H180V67L178 66V68H176L175 67V65L172 63ZM18 62V63H17ZM45 62V61H44ZM55 62V63H54ZM69 62H72V63H69ZM103 62H107V66L108 67H104V69H107V71H109V70H111V71H115L116 72V68L117 67H115V66H113V64L111 63V62H109V61H106V60H104ZM180 62V63H179ZM192 64H191V63ZM201 62H202V64H201ZM206 62V63H205ZM4 63H6V64H4ZM12 63H13V65H14V68H13V66H12ZM108 63L109 64H111V66H113V68L115 69H113L112 70V67L110 66V65H108ZM187 63V64H186ZM201 65H200V64ZM206 65H205V64ZM208 63H210L208 66H212V68L214 67V66H216V65H218V67H215V68H217V69H215V68H213V70L211 69V66H210V68H208L207 67V64ZM15 64H17V65H15ZM38 64V63H37ZM37 64H35V66H37ZM55 64V65H56ZM169 64H170V67H166V66H169ZM171 64H172V66H171ZM198 65V68H196L197 67V65ZM204 64V65H203ZM58 65H60V63L59 64H57L56 66H55V68L57 67H59ZM164 65V66H163ZM191 65V66H190ZM34 66V67H35ZM157 66H159V65H157ZM186 66V67H185ZM203 66H206V68H203ZM86 68L87 69V66H85V65H81V67H80V65L79 66H75V70H78L77 68H79L81 71H84L85 72V70H82V68ZM109 67H111V69L109 68ZM168 69V71H167V69ZM184 67V68H183ZM201 67V68H200ZM13 68V69H12ZM83 68V69H84ZM186 68V69H185ZM166 69V70H165ZM171 69H173V70H178L177 72H179V71H181V73L179 72V73H177L176 71L174 72V73H177V76H175V77H172L173 79L175 78L176 79V77H177V81L174 79H171V75L169 76L168 75V73H170V71H172ZM180 69V70H179ZM187 69H188V72H187ZM202 69H204V70H202ZM206 69V70H205ZM208 69H210V70H212L213 72H211L210 70L208 71ZM1 70V69H0ZM30 70V71H29ZM79 70V71H80ZM97 70H101V69H99V68H97ZM103 70V69H102ZM182 70L183 71H186V73H183L182 72ZM215 70V71H214ZM8 71V72H9ZM25 71V72H24ZM110 71V72H111ZM167 71V72H166ZM203 71H208V73H206V74H208L207 76H201V75H206ZM9 72V73H10ZM22 72H21V74H22ZM41 72V71H40ZM110 72H108V73H110ZM113 72H112V74H109V75H111L108 79L111 81H113L114 82V80L113 79H115V82L118 84H120V82H119V79H118V74L119 73H116V75H113ZM218 72H219V74H218ZM42 73L43 72H41V75H42ZM164 73V72H163ZM162 73V74H163ZM200 73V74H199ZM210 73H213V74H210ZM44 74L45 73H43V79L44 80H46V78H44L45 76H44ZM184 74V76H182ZM185 74H187V75H185ZM198 74V75H197ZM209 74L212 76V77H210L209 76ZM215 74V75H214ZM224 74V73H223ZM179 75H181V76H179ZM190 75V77H188ZM179 76V77H178ZM195 77L194 79H196L197 77L196 76H199L198 77V80L196 79V80H194L193 79V77ZM209 76V78H211V80H212V83L214 82V84H213V86L212 85H209V89L210 88H212V87H214L215 86V88L213 89L212 88V90H211V92H212V94L210 95V93H209V95H210V97H209V99H210V101L214 98V102L212 101V102H210L209 101V104L208 103H205V105L202 103V97H203V95L201 94V93H198V92H200V91H197V90H199L200 89V87H199V89H198V87H197V84H196V82L198 81L199 82V80H201L202 78V81L204 82V80H207V81H205L204 83H206L207 82V84H212V83H210L211 81H209V78H207ZM217 76V77H216ZM114 77H117V78H114ZM182 77V78H181ZM187 77V78H186ZM207 79H206V78ZM119 78L120 79H122V75H119ZM124 78V77H123ZM183 78H185V79H183ZM191 78V79H190ZM217 79V81H214L213 79ZM188 79H190V81H196L195 82V85H194V82H190ZM215 79V80H216ZM184 80V81H183ZM46 81H48V82H53V80H46ZM109 82V83H113V82ZM121 81V84H123V86L120 84V87H119V84L117 85L115 82V84L118 86H116V93L117 94H119V92H121V90H123V89H125L128 85L127 84H125L124 82V79H122V80H120ZM122 81H124L123 83H122ZM179 81V82H178ZM185 81H186V84H185ZM189 81V83H187ZM202 81H200L199 83H200V86L201 85H203V84H201V82ZM209 81V82H208ZM219 81V82H218ZM183 82V83H182ZM202 82V83H203ZM218 82V83H217ZM179 83V84H178ZM189 84V85H188ZM190 84H193L194 85V88H195V90L193 91L192 89H194V88H191V90H190V88H188L189 86H190ZM218 84V85H217ZM127 85V86H126ZM180 85H185L184 87L182 86V90H181V88H180ZM188 87H187V86ZM111 87H112V85H111ZM125 87V88H124ZM187 87V88H186ZM191 87V86H190ZM193 87V86H192ZM113 88V87H112ZM114 89V88H113ZM126 89H128V90H123V93L125 92L126 94H128V95H126L125 93V98H133V93H134V91L133 92H130V93H128L129 92V87H127ZM219 89V90H218ZM200 90H203V89H200ZM208 90V89H207ZM111 91H113V90H111ZM188 92H190V93H188ZM192 92V93H191ZM193 92H196V93H193ZM217 92V93H216ZM177 93V92H176ZM133 94V95H132ZM178 94V93H177ZM191 94H194V95H191ZM216 94H218V95H216ZM2 95V94H1ZM179 95V94H178ZM216 95V96H215ZM3 96V95H2ZM2 96H0V110H3V108H4V105H7V104H5V103H8V100L7 99H5L4 97H3V99L1 98ZM135 96V95H134ZM180 96V95H179ZM191 96V97H190ZM196 96H197V98H196ZM201 96V97H200ZM124 96H121L120 95V101H121V99L123 98ZM217 97V98H216ZM191 98H192V100H191ZM204 98V97H203ZM6 100V102L5 103H3V105H2V102L3 101H5ZM208 99V98H207ZM3 100V101H2ZM142 100H145V102H147V101H149V100H147L146 101V98L145 99H139V96H138V101L140 102H138L137 100H135V102H136V105L138 106L137 108H136V105H134L132 108H130L131 110H133V108L136 110V111H133V112H137L138 114H140L141 112H142V114L141 115H144L145 117L147 116L148 117V112H147V110L146 109H148L145 105L147 104H144V102L142 101ZM191 100V101H190ZM195 100H197V102L195 101ZM216 100V101H215ZM2 101V102H1ZM201 101V103L199 104V102ZM143 102V103H142ZM150 102V101H149ZM189 102V103H188ZM193 102V103H192ZM196 102V103H195ZM196 104V105H195ZM206 104H207V107L209 108V109H205V108H207L206 107ZM195 105V106H194ZM198 105H199V107H198ZM249 105H251V103L249 104ZM3 106V107H2ZM203 106H205V107H203ZM46 108H47V106H46ZM200 108V109H199ZM216 108H218V107H216ZM216 108L214 109V110H216ZM204 111H203V110ZM147 113H146V112ZM201 111V112H200ZM205 112V113H203V112ZM212 111H213V109H212ZM145 112V113H144ZM153 112H155L153 109L151 110V113H153ZM225 113H226V111H224ZM225 113H223L222 112V114H220V115H225ZM226 116V115H225ZM145 117H141V119H143V118H145ZM146 117V118H147ZM149 117L150 118H153V119H150L149 121H147L146 123H148L149 122V125H151V124H153L155 127V129H153V131L151 130L150 132H146V130H144V129H142V132L144 133H147V134H150V133H156V136L157 135H159V136H157V137H159V138H157L156 136L152 139V140H150V142L151 143H154V142H156V143H154L155 145H158L159 144V140L161 141L160 143H163L162 145H165L166 143V145H168V143L169 144H171V145H168L167 146V148H169L170 150H171V152L173 153V155L175 156V157H178V155H179V157L180 156H182V161L180 162V160L178 159H175V161L177 162H175L174 164L176 165V167H174V168H176L174 171H172L174 168H173V166H175L173 163H171L170 164V167H172V168H170V172H172L173 173V175H172V173H169V171H167L166 173H167V175H166V177L163 179L164 181H166L167 183H166V186L168 187H166L167 188V190H166V192H167V194H163L162 196H160V197H155L157 200L158 199H160L162 202H164V204H163V206H164V208H166L165 206L168 204V206L170 207V206H175L173 209H175L174 211L175 212H173V209L172 208H169V213H171V214H176V212L178 213V214H176V216H172V217H170V219H171V223H170V226L169 225H167L168 226V228H165V229H160V231L157 229V227L156 226H151V225H155V223L154 224H149L150 226L149 227H152V229L150 228L149 230H146L147 232V234H145V237H143V235H144V233L142 234V232L144 231V228L142 227H137V225H136V220L137 219H139V220H143V219H146L147 218V213L145 212V209L143 210V208L140 206V205H134V204H136V196L134 195V193H132L133 191H131V193H129L130 192V190H135V188L134 189H131L132 187H131V185L133 184V183H136V182H138V181H136L137 179H139L140 181H143V180H145V177L147 178L146 179V181L148 180V182L149 183H153L154 181L153 180H156V179H159V178H161V176H159V177H154V176H156L155 175V173L156 172H159V171H161L160 170V168H158L157 166H156V164H154V165H152V163H151V161H147V162H144V160H147L148 159V157L146 156V154H148L149 152H151L152 153V151L154 152V151H160L161 149L158 147V146H160V144L158 145V146H156V147H154L151 151L150 150H147V151H144L143 153H142V151L143 150H146V149H143V148H140V147H144V145H142L141 143H138L137 145H136V147H135V145L132 147L133 149H131V147H129L131 150H132V152H133V154L130 152V149L129 148H127V149H125V152L126 153H128V154H126V155H129L130 153V155L131 156H133L134 154V156L132 157V159H129L131 162H133V164H136V165H133V166H128V167H130V168H128L127 169V174H126V177H127V181H125V183H124V187L125 188H123L122 189V193H121V196L122 197H124V198H122V204L125 206V208H130V209H132L133 211H134V216L136 217V218H134V216H133V214L131 215L130 213H127V214H130L129 215V222L127 221V224H129L130 223V225H129V228L127 229L128 231H129V239H127L126 238V236H127V233L126 234H124V235H122V234H118L119 235V237L118 236H116V237H118V238H116V237H112L111 238V229H112V227H110V226H112V223H113V221H112V218H111V216L108 214V210L105 208V207H107L109 204L108 203H113V200H112V195H111V201H110V194H108V192H110L111 190L110 189H108V186L107 185H103V186H101L102 184H99L97 181L100 179V178H102L103 177V175L101 176L98 172L96 173V172H94V174L93 173H90V172H93V170H92V168L90 167V165L88 164L90 161H91V158L89 157V155H87L86 154V152L83 150L84 149V147L83 146H86L85 148H88V146L87 145H85V144H87L88 142H86V140L88 141V139L90 140L89 142L92 144V147L94 146V142H92V141H95V145H96V147L98 146L99 148H100V146H101V148H102V142H101V137H99V135H97V134H94L92 131H95V129H91V128H89V130H91L90 131V134H88V135H86L85 136V139L84 140H82L83 139V137H84V135L82 136L81 134L79 135V136H82V139H81V137L80 138H76V139H74L75 137L74 136H72L71 137V135L70 134H64V138H66V140L65 139H63V137H61V140L63 141H59L61 144H62V147H63V149H65V146L67 147L65 150L67 151V149L69 150L70 149V151L69 152H71V153H74L76 150L78 151V149H76V148H80L81 149V147H82V149L81 150H83V151H80L79 153H77V157H79V159L76 157L75 159H74V162H73V166H74V170L72 169L71 170V174H73L74 173V176L73 177H75V179H76V183H75V179L73 180L74 182H73V186H71L73 189H76L74 192H77V190L79 191L80 189H78V187L80 186H78V182L80 181V184L82 183V184H91V185H95L96 184V182H97V184H99L98 186H99V191L100 192H98L97 191V194L98 195H94V194H90V195H87L86 193H83L82 191V196H85V197H88V198H86V199H89L88 201L90 202V201H92V202H90L91 204H90V207H91V209L88 207V206H86V205H84V207H83V204L82 205H80V203L79 204H75V205H71V203H73L74 204V202H71L70 200V204L68 205V203H64V202H62V201H65V199H62V200H60L59 198H57L58 200H60V201H58L57 199H55V195L53 194V192H51L50 190H48V188L50 189V187L48 186V184H46L47 183V181H46V176L49 174L48 172V170L50 169V164H47L48 165V167L46 166V162L48 163L49 162V160H48V155L46 154V151H45V149H43L41 146H40V144L42 143L41 141H42V139L41 138H43V141H44V139L47 137V134H46V132L48 133V129L46 128V127H48L49 128V125H47V123L46 124H43V120H41V118H39L40 120H38V118H33V124H34V126H36V127H39V128H34V132H31L30 134H32V135H30L29 133H27L26 131H24L23 130V127H25L24 125L27 123L26 122V119H23V120H21V122H19V125L22 127V128H20V127H18V126H16V125H14V124H10V123H8L9 124V127H8V124H5V123H7V121H4V119L2 120V121H4V123H2L1 124V122L2 121H0V124H1V126H2V128L0 127V130L1 131H3V132H1L0 133V141H1V143H0V152L2 153V152H4V154L5 155H7V156H10V158L12 159V160H16V159H18L19 158V156H22L20 159H21V161L20 160H16V163H18V165H20V162H22L21 163V165L22 166H24V162L23 161H25L27 164H28V159H30L29 160V165H27L26 163V165H27V168H30V172L31 173H33L34 172V178H35V176L37 175V178H35V180H36V182L38 181L37 179L38 178H40V180H41V182H33L32 180H29V183H27V184H25V182L27 181V179L25 180H23V182H22V179L21 178H19V179H21L20 181L17 179V177H14V178H12L11 179V176L10 175H8V179L9 180H7L6 182L4 181V182H1L0 183V193L1 194H3V191H4V189L5 188H7L9 185L8 184H11V182H12V184L14 183L15 184V186H17V187H19L20 185H22L23 186V188H22V186H20L18 189H16V194H15V197H14V199H13V201L15 202V200H16V202L15 203H18L19 201V207L21 208V205H22V208H21V211H23V213H22V216H24L25 218L27 217V220H29V221H34V219H39V222H38V219H37V222H38V228H39V230H40V228H41V230L39 231V234L41 233V234H43L42 236H40L39 237V242H42V241H46V239H45V234H44V230L42 231V229H43V226H44V224H45V226L47 225V223L48 224H50V226H51V230L52 231H55V232H57V236H59V234H61V235H69V234H74V233H76L75 235L77 236L78 235V237H80V240H81V246H78L77 248H78V251L76 250V254H77V256L78 257H80L81 258V256L83 255V254H85V253H87V254H85V255H83L82 256V258L85 260V259H87L88 258V255H89V257L91 256V254H93V251H96L95 253H97V256L99 255V258L96 256V254L95 255H93L92 256V259H91V261H93V263L92 264H122L123 262V264H154L155 263V260L154 259H157V258H155V257H158V261H156V263L155 264H185V260L183 259V257H180V254H181V250L180 249H178V247H176V245H175V247H176V249L175 250H168L167 251V254L169 253V258H168V256H167V254H166V256L164 255V256H162L161 254H164V252H162V251H160V250H162V248H164V246H165V248H168V246H167V244L164 242V240L166 241V239L169 237V235H171L170 234V232H173V230L175 231V228H177L176 229V231L174 232V236L178 233V230L179 229H182V228H188L186 231H188V233L190 232V233H193L191 230H192V228H193V226H197L196 224H198V225H201V222L203 223V222H208V224L207 223H203L204 224V226L205 225H207V228L210 230V229H212V227H213V229H212V232H213V234L211 235V233H210V231L207 229L206 230V233H207V231H209L207 234L202 230V228H203V224L201 225L202 226V228L200 229V227L201 226H198L199 227V234H198V237H199V239L197 238H195L194 237V239L195 240H197V242L196 243H200V244H202V245H204L205 246V248H206V256H205V260H206V264H243V263H245V264H253V262L254 263H256V264H262L261 262H262V258H263V261H264V255H263V251H264V240H262L263 239V237H264V226H260L261 224L263 225L264 224V219L262 220L261 219V217H263L264 216V213H262V212H264V208L262 209V206L261 205H257V203L259 202L257 199H256V201H255V196H254V198H253V196H251L250 194L253 192V190H254V192L252 193V194H256L255 193V188H257L258 190H262V191H264V137H261L260 135H257L256 133L254 134V133H252V132H254L255 131V128L257 127V124H255V123H253V122H251L249 119H247V120H245L244 121V126L242 127V129H243V131H240V134H238L237 136L235 135V137H234V134H235V130L232 128V126L230 125L228 128H227V125H229V123L227 124V123H225V125H224V123H223V121H222V119L223 120H225L226 119V117L224 118V116H221V118L222 119H220L219 118V122H218V124H215V125H213V134L214 135H210V136H208L207 137V139L208 140H210V139H212V137L213 136H217L218 138L216 139V141H215V139H212L211 141H210V144H209V146L208 145H206L207 147H208V149H206V151H203V150H205V149H203V150H201L202 152H204V154L202 153L201 155H203V156H201L200 155V153H201V151H199L196 147V145H195V142H192L193 140L192 139H188V138H186L185 136V139L183 138V135L180 133V134H178L179 132H174V131H172L171 133H170V131H171V128H170V130H168L167 129V127H165V128H163L162 126H160L159 127V125L158 124H163L164 122L161 120V122H160V120H159V117L157 116V119L153 116V114H151V116H150V114H149ZM35 119H36V121L37 122H35ZM155 119V120H154ZM154 120V121H153ZM159 120V121H158ZM22 121H23V123H22ZM42 121V122H41ZM26 122V123H25ZM159 122V123H158ZM163 122V123H162ZM221 122V123H220ZM21 123V124H20ZM25 123V124H24ZM38 123V125H36ZM39 123H41V124H39ZM44 123H45V121H44ZM145 123V121L144 122H141V123H139V126H141L142 124H143V126H145L144 124H146ZM223 124L222 126L220 125V124ZM165 124H166V122H165ZM7 125V126H6ZM46 125V126H45ZM147 125V124H146ZM156 125H158V126H156ZM12 128H11V127ZM219 126H221V127H223V126H226V128L225 127H223V128H219ZM5 127V128H4ZM8 127V129H7V131H6V128ZM18 127V128H17ZM45 127V128H44ZM159 127V128H158ZM218 127V128H217ZM11 128V129H10ZM16 128V129H15ZM158 130H157V129ZM212 126L211 127H209V131H211L212 129ZM226 130H225V129ZM230 128V129H229ZM260 128H262V127H260ZM264 128V127H263ZM2 129H4V130H2ZM19 129H21L20 131H19ZM96 129L98 130V128L96 127ZM165 129V130H164ZM216 129V130H215ZM219 129V132L217 131ZM223 129V130H222ZM232 129V130H231ZM40 130H41V132H40ZM166 130H168V131H166ZM222 130V131H221ZM224 130L226 131V133H227V130H228V134H226V133H224ZM230 130V131H229ZM4 131H6V134L4 133ZM10 131V132H9ZM39 132V133H37V132ZM42 131H43V133H42ZM46 131V132H45ZM159 131H161V133H159ZM164 131L165 132H167V134L165 133L164 134ZM216 131H217V133H216ZM221 131V132H220ZM175 134H174V133ZM212 132L210 133V134H212ZM231 132V136L232 137H230L229 136V133ZM241 132H248L247 133V135H245V134H243V133H241ZM27 134V136L29 137H27L26 136V134ZM45 133V134H44ZM218 133H221V134H218ZM223 133L227 136H229L230 138H228V137H226L225 135V137L226 138H228V139H225L224 138V136H223ZM3 134L5 135V137L3 136ZM164 135V136H162V135ZM215 134H217V135H215ZM237 134V133H236ZM43 135H46V137L44 136V137H42ZM70 135V136H69ZM94 135V136H93ZM166 135V136H165ZM175 135V136H174ZM182 135V136H181ZM221 135V137L219 138V136ZM259 137H257V136ZM7 136V137H6ZM12 136V137H11ZM35 136V137H34ZM38 138H37V137ZM40 136H41V138H40ZM66 136V137H65ZM96 136V137H95ZM172 136V139H170V137ZM180 136V137H179ZM35 139H33V138ZM74 137V138H73ZM97 137H99V140L100 141H98V138ZM164 137H165V140H164ZM174 137H176V138H174ZM233 137H234V139L235 140H233ZM1 138H3L2 140H1ZM73 138V139H72ZM92 138V139H91ZM161 138H163V141L161 140ZM178 138V139H177ZM8 141H7V140ZM26 139H27V142H26ZM38 139H39V141H38ZM95 139H97V140H95ZM168 139V140H167ZM187 139V140H186ZM224 139V140H223ZM263 139V140H262ZM29 140H31V142L29 141ZM33 140L36 142H33ZM186 141V143H185V141ZM190 140H191V142H192V144H193V146H192V144H191V142H190ZM220 140V141H219ZM232 140L233 141H235V142H232ZM4 141V142H3ZM5 141H7V143L5 142ZM11 141V142H10ZM80 141V142H79ZM82 141H85V142H82ZM169 141V142H168ZM170 141H171V143H170ZM176 141V142H175ZM215 142V144H214V142ZM229 141H231V143H229ZM41 142V143H40ZM81 142H82V144H84L83 146L81 145ZM99 143V145L97 144V143ZM181 142V143H180ZM184 142V143H183ZM219 142V143H218ZM222 143V145L224 144V146H223V151L222 150H220L221 148H219V149H217V147H221L222 145H221V143ZM228 142V143H227ZM32 143V144H31ZM33 143H35V146H33L34 144ZM100 143H101V145H100ZM180 143V144H179ZM227 143V144H226ZM233 143V144H232ZM3 144V145H2ZM6 144H8V146H6ZM11 144V145H10ZM31 144V145H30ZM74 144V145H73ZM81 146V147H77V146H79V145ZM178 144V145H177ZM212 144L214 145V148H213V146H212ZM216 144H217V146H216ZM220 144V145H219ZM10 145V146H9ZM39 147V149H38V147ZM67 145H70V146H67ZM141 145V146H140ZM161 145V146H162ZM177 145V146H176ZM184 145V146H183ZM189 145V146H188ZM219 145V146H218ZM231 145L235 148V150L231 147ZM5 148H4V147ZM20 146V147H19ZM181 147V148H179V147ZM186 146H188V147H186ZM216 146V147H215ZM37 147V148H36ZM74 149H73V148ZM95 146H94V149L96 148ZM96 148L93 152L94 153H96L97 151L98 152H101L100 151V149L99 148ZM158 147V148H157ZM166 147V146H165ZM171 147H172V149L174 148V150H175V152H174V150H172L171 149ZM178 147V148H177ZM185 147V148H184ZM209 147H212L213 148V150L216 148L218 151H208V150H212V148H210L209 149ZM15 148V149H14ZM30 148V149H29ZM35 148H36V150H37V152H36V150H35ZM135 148H136V150H135ZM139 148V149H138ZM175 148H177V150L175 149ZM189 148V149H188ZM3 149V150H2ZM42 149V150H41ZM79 149V150H80ZM139 151H138V150ZM184 149V150H183ZM215 149V150H216ZM233 149V151H231L230 153H229V151L230 150H232ZM18 150V151H17ZM34 152H33V151ZM40 150V151H39ZM72 150V151H71ZM74 150V151H73ZM135 150V151H134ZM142 150V151H141ZM163 150V149H162ZM178 150H180L179 152H178ZM236 150H238V151H236ZM17 151V152H16ZM23 151V152H22ZM30 151V152H29ZM38 151L40 152V153H38ZM45 151V152H44ZM96 151V152H95ZM149 151V152H148ZM187 151V152H186ZM191 153H190V152ZM198 151H199V154H198V157H196L197 155H196V152L198 153ZM15 152V153H14ZM20 152V153H19ZM130 152V153H129ZM180 152H182V153H180ZM220 152L222 153L221 155H220ZM13 153H14V155H15V157H12V156H14L13 155ZM25 154V156H24V154ZM44 153V154H43ZM84 153V154H83ZM140 153H142V155L140 154ZM175 153V154H174ZM178 155H177V154ZM210 155H209V154ZM211 153H212V155H211ZM216 153H218L219 155L217 156V157H219V158H221L222 160H224L223 158H225V164H227V167L229 168H227V167H224V170L222 169L223 167L222 166H224L225 164H224V161H222L221 159H219L218 160V158L216 159V158H214L217 154ZM226 155H225V154ZM228 153H229V156H228ZM17 154V155H16ZM187 154V155H186ZM195 154V155H194ZM216 154V155H215ZM223 154H224V157H223ZM234 154V155H233ZM39 155V156H38ZM41 155H42V157H41ZM45 155V156H44ZM74 155V156H75ZM83 155H85V156H87V157H85V156H83ZM129 155V156H130ZM139 157H138V156ZM141 155V156H140ZM172 155V156H173ZM213 155H214V157H213ZM234 156V160L232 159V157L231 156ZM17 156V157H16ZM28 157V159H27V161L26 160H23V158L24 157ZM128 156V157H129ZM199 156H201V158L199 159ZM220 156H222V157H220ZM236 156V157H235ZM44 157V158H43ZM83 157H85L84 159H83ZM178 157V158H179ZM187 157V158H186ZM192 157V158H191ZM16 158V159H15ZM46 158V159H45ZM90 158V159H89ZM129 158H131V157H129ZM139 159V162H138V159ZM202 158H203V160H202ZM228 158V159H227ZM229 158H231V160H232V162H235V163H232L231 161H230V159ZM238 159V160H236L235 161V159ZM24 159H26V158H24ZM46 160V162H45V160ZM78 159V160H77ZM80 159H81V161H80ZM85 159H87V160H89L88 162H87V160L85 161ZM141 159V160H140ZM193 161H192V160ZM210 159H212V160H210ZM213 159H215L218 163H214V161L215 160H213ZM185 162H184V161ZM191 160V161H190ZM221 160V161H220ZM18 161V162H17ZM135 161H136V163H135ZM210 161H211V164H209L208 165V163H210ZM15 162V161H14ZM79 164H78V163ZM84 162H87V164L86 163H84ZM150 162V163H149ZM219 162L220 163H222V165L220 164L219 165ZM229 162H230V164H229ZM236 162H238L237 164H236ZM100 163V165H101V161L100 162H98V164ZM146 163V164H145ZM182 163V164H181ZM198 165H197V164ZM75 164H78V166L77 165H75ZM140 165V167H139V165ZM202 164V165H201ZM205 164H206V166H205ZM216 164V165H215ZM235 164V165H234ZM20 165V166H21ZM26 165H25V167H26ZM45 165V166H44ZM85 165V166H84ZM137 165H138V167H137ZM144 166V165H146L145 167H141V166ZM155 166L156 167V169L154 168V167H152V166ZM177 165H178V167H177ZM190 165V166H189ZM210 165H211V167L214 169H212L211 167H210ZM229 165V166H228ZM232 165H234V166H236V167H238V169L237 168H234V166L233 167H231ZM29 166V167H28ZM33 167V169H32V167ZM72 166V167H73ZM76 166V167H75ZM91 166H93V165H91ZM136 166V167H135ZM147 166H148V168H147ZM185 166V167H184ZM188 166V167H187ZM206 168H204V167ZM210 168H209V167ZM214 166H217V168L218 169H216V167L214 168ZM222 168H221V167ZM226 166V165H225ZM46 167V168H45ZM89 168V169H87V168ZM94 167V166H93ZM154 168V170H157V171H155L154 172V170L152 169V168ZM192 167V168H191ZM208 167V168H207ZM231 167V168H230ZM48 168V169H47ZM107 169L106 167H103V169ZM135 168V169H134ZM159 170H158V169ZM178 168H179V170H178ZM188 168V169H187ZM203 168H204V170L205 171H199V170H203ZM225 168L227 169L226 171H227V173H228V176L230 177H226V175H227V173L225 174L224 172H226L225 171ZM234 168V169H233ZM243 168V169H242ZM102 168H100L99 170H101ZM104 169V170H105ZM134 169V170H133ZM144 171H142V170ZM146 169H148V170H146ZM151 169H152V171H151ZM181 169V170H180ZM185 169V170H184ZM195 169V170H194ZM199 169V170H198ZM208 169V170H207ZM223 170V172L221 171V170ZM233 169V170H232ZM240 169H241V171L243 170V172H240ZM6 170V169H5ZM36 170V171H35ZM48 172H47V171ZM78 170V171H77ZM90 170H92V171H90ZM136 170H140L141 171V173L142 174H138V173H140V172H137ZM185 172H184V171ZM87 171V172H86ZM132 171V172H131ZM133 171H135V172H133ZM148 171H150V172H148ZM180 171H182V173L183 174H181L180 173V175H179V172ZM191 171V172H190ZM194 171V173H193V175H192V172ZM198 171V172H197ZM210 171V172H209ZM213 171H214V174L216 175V177H215V175H213V174H210L209 175V173H213ZM216 171L218 172H222V173H216ZM233 171V172H232ZM235 171V172H234ZM38 173V174H36V173ZM80 172V173H79ZM146 172V173H145ZM148 172V173H147ZM153 174H152V173ZM178 172V173H177ZM189 172V173H188ZM197 172V174H195ZM200 172V173H199ZM203 172V173H202ZM82 173H83V175H82ZM134 173V174H133ZM144 173V174H143ZM174 173H175V175H174ZM177 173V174H176ZM185 173H186V175H185ZM199 173V174H198ZM80 174V175H79ZM85 174V175H84ZM97 174L98 175H100V176H97ZM136 174V175H135ZM145 174H148L149 175V178H148V175L146 176ZM168 174H169V176H172V177H169L168 176ZM171 174V175H170ZM187 174L188 175H190V176H187ZM220 174V175H219ZM222 174V175H221ZM225 174V175H224ZM231 174V175H230ZM236 174H237V176L238 177H240V178H237V176H236ZM137 175H138V178H137ZM153 177H152V176ZM183 175V176H182ZM194 176L192 179L195 181V180H197V182H196V185H195V182L192 180V179H190L189 177H192V176ZM198 175H200V177L198 176ZM204 175H206V176H204ZM221 176V178L219 177V176ZM223 175H224V178H222L223 177ZM234 175V176H233ZM39 176V177H38ZM43 176V177H42ZM70 176V175H69ZM78 178H77V177ZM91 176V177H90ZM125 176V175H124ZM131 176H134V177H131ZM143 176H144V179H143ZM178 176H180V177H178ZM185 176V177H184ZM187 176V177H186ZM209 176H211V179H210V177ZM214 176V178L216 179H220L221 181H225L226 183V185L224 186V187H226L227 188V186H231V189H230V186H229V188H227L228 190H227V192L225 193V194H223L222 196H218L219 198L218 199H216V200H210V201H204V204L202 205V207H201V209L199 210L198 208V210L197 209H195V210H197V211H193V210H191V208L189 207V209H187L188 207L186 206V208H185V206H182L183 208H182V211H183V213L184 214H182V215H180L179 216V212H180V210L178 209L179 207L177 206V204H176V202L174 201L175 199V196L176 195H179L180 194V192L182 193V190L181 189H179L178 188V186H176V185H178L179 184V182L178 181H180V179H184V181H182V182H180L181 184V188H184L183 187V185L187 188H189V190H190V192L192 193H197V188H198V192H200V188H202L201 186L203 185V187L204 186H206V184L207 183H209V184H207L208 186H211V184L215 181L214 179H212V177ZM89 177V178H88ZM93 177H95V178H93ZM97 177H98V179H97ZM100 177V178H99ZM130 177V178H129ZM137 179H136V178ZM142 177V178H141ZM150 177H151V180H152V182H151V180H150ZM175 177L176 178H178V179H175ZM182 177H184V178H182ZM199 178V179H201L202 180V182H201V180H199V182L202 184H200L199 182H198V179H195V178ZM208 177H209V180H206L207 182H204L203 180H204V178L206 179H208ZM219 177V178H218ZM232 177H234L233 179H232ZM133 178V179H132ZM141 178V179H140ZM154 178V179H153ZM15 179V180H14ZM85 181H84V180ZM95 179H97V180H95ZM132 179V180H131ZM185 179H187L188 181H189V183H190V181H191V183L192 184H189L188 185V183H187V180H185ZM190 179V180H189ZM229 179V181H227ZM12 180V181H11ZM131 180V181H130ZM135 182H134V181ZM210 180H212V182L210 181ZM214 180V181H213ZM15 181V182H14ZM32 181V183H33V185L34 186H31L32 184L30 183ZM46 181V182H45ZM82 181V182H81ZM88 181H91V182H95L94 184L93 183H88ZM146 181H143V184H144V182H145V184H148ZM171 181H172V183H171ZM209 181V182H208ZM131 182H132V184H131ZM175 182V183H174ZM185 182V183H184ZM211 182V183H210ZM228 182H230V183H228ZM36 183V184H35ZM38 183H40L39 184V187L37 186L38 185ZM41 183L43 184V185H41ZM45 183V184H44ZM127 183H130V185L128 186L127 185ZM140 182H138V184H139ZM182 183H183V185H182ZM236 185H235V184ZM20 184V185H19ZM29 184V185H28ZM137 184V183H136ZM141 185H142V182L140 183ZM144 184V185H145ZM171 184V185H170ZM193 184H194V186H193ZM229 184V185H228ZM6 185H8V186H6ZM26 185L27 186H30V187H32V191H31V189H30V187H28L29 189H27L26 190ZM44 185H45V187H46V185H47V187L45 188L44 187ZM134 185V184H133ZM171 186V188H170V186ZM173 185H174V187H173ZM186 185H188V186H186ZM190 185H192L191 187H192V189L190 188ZM201 185V186H200ZM250 185V186H249ZM36 186H37V188H36ZM41 186V187H40ZM74 186H75V188H74ZM84 186V185H83ZM83 186H82V188H81V190L83 189ZM176 186V187H175ZM200 186V187H199ZM232 186H237L235 189H237V190H234V188L232 187ZM252 186V187H251ZM16 187V188H17ZM100 187H102V188H100ZM104 187H105V189H104ZM107 187V188H106ZM129 187H130V190H128L129 189ZM197 187V188H196ZM253 187H255V188H253ZM33 188H35V189H33ZM84 188L86 189V187L84 186ZM126 188H128L127 190L129 191H127L126 190ZM173 188L175 189V191L173 190ZM177 188V189H176ZM194 188H196V190L194 189ZM205 188V187H204ZM251 188H253V189H251ZM20 189V191H18ZM41 189V190H40ZM101 189V190H100ZM104 189V190H103ZM205 189H207V188H205ZM248 189V190H247ZM249 189L251 190L250 192H249ZM23 190V191H22ZM30 190V191H29ZM45 190V191H44ZM105 190H108V192L106 191V193L104 192ZM171 191V190H173L172 192H173V194H172V192L170 193L169 191ZM233 190V191H232ZM25 191H29V192H31L32 194H33V196H32V194H28L27 192H25ZM36 191V192H35ZM105 193V195L102 193ZM230 191V192H229ZM22 192L24 193V194H22ZM41 192V193H40ZM125 192H128V194L131 196H128V194H125ZM238 192H240V193H238V194H240V195H238L237 193ZM21 196V198H20V196L18 195V194ZM25 193H27V196H25L26 194ZM38 193H39V195H38ZM99 193H100V196H101V193H102V195H103V197L101 196H99ZM205 193V192H204ZM243 193V194H242ZM249 194V198H248V195H246V194ZM35 194H37L36 196H37V200H42L41 202H39V201H36V196H35ZM239 196V197H242V198H239L237 195ZM6 194H4L3 195V197L5 196ZM45 198V200H44V198H42V196ZM53 196V198H52V196ZM165 195V196H164ZM168 195V196H167ZM170 195H172V196H170ZM175 195V196H174ZM246 195V196H245ZM19 196V197H18ZM31 196V197H30ZM41 196V197H40ZM49 196V197H48ZM91 196V197H90ZM92 196H94L93 198H95V199H97V200H95V199H93L92 198ZM109 196V197H108ZM121 196H119V198L121 199ZM126 196V197H125ZM27 197V198H26ZM97 197V198H96ZM105 197H106V199H105ZM129 197V198H128ZM166 197H168V199H163V198H166ZM169 197L171 198V200H173L174 202H175V204H173L174 202H172L171 203V200H169ZM245 197V198H244ZM23 198H24V200H23ZM35 198V200H33V201H31L32 199H34ZM42 198V199H41ZM90 198H91V200H90ZM126 198V199H125ZM243 198L246 200V198H247V200H246V203L247 202H250V203H248V204H246V206H245V200H243ZM28 199V200H27ZM31 199V200H30ZM49 199V200H48ZM102 199V200H101ZM125 199V200H124ZM130 199H132V200H130ZM239 199H242L243 201L241 202ZM248 199H252V201H254V203L251 201V200H248ZM254 199V200H253ZM22 200H23V202H22ZM31 202H30V201ZM85 200V199H84ZM94 200V201H93ZM123 200L125 201V202H127V205H128V203H129V205H131V206H127L126 204H125V202L123 203ZM127 200V201H126ZM129 200H130V202H129ZM160 200H158V201H160ZM177 200V199H176ZM48 201V202H47ZM51 201V202H50ZM214 201V202H213ZM38 202V203H37ZM48 204V206H47V204ZM58 202V203H57ZM60 202L62 203L61 205H60ZM106 202V203H105ZM108 202V203H107ZM252 202V203H251ZM23 203V204H22ZM25 203V204H24ZM28 203V204H27ZM32 203H34V205H36L35 207H33L32 206ZM42 203H44L43 205H42ZM93 203V204H92ZM131 203V204H130ZM171 203V204H170ZM219 203V204H218ZM260 203V202H259ZM37 204H39V206H37ZM53 207V209H51L50 207V205ZM100 204H102V205H100ZM103 204L105 205V206H103ZM221 204H224V205H221ZM251 204H253L255 207H256V210H255V207L253 206V205H251ZM256 204V205H255ZM24 205H25V207H24ZM28 205V206H27ZM45 205H46V207H45ZM58 205V206H57ZM67 205V206H66ZM100 207H99V206ZM136 206L135 207V209H134V206ZM219 205L220 206H224V207H219ZM41 206V207H40ZM45 208H44V207ZM70 206V207H69ZM72 206H75V207H72ZM127 206V207H126ZM217 206V207H216ZM228 208V212H226V207ZM233 206V207H232ZM234 206H236V208H234ZM248 206H250V207H248ZM252 206L254 207V208H252ZM43 207V208H42ZM49 207V208H48ZM57 207V209L55 210V208ZM68 207V208H67ZM80 207V208H79ZM93 207H95L96 208V210L95 209H93ZM109 207H111V205L109 206ZM108 207V208H109ZM160 207H162V205L160 206ZM177 207V208H176ZM221 209V208H225V210L224 209H222V210H220V211H218L217 209H219V208ZM232 207V208H231ZM252 208V210L251 209H245V210H243L244 208ZM257 207L259 208V209H257ZM41 208V209H40ZM100 208V209H99ZM137 208V209H136ZM229 208H230V210H231V212L232 211H234V212H236V210H237V208H240V209H238V211H239V213L240 214H244L245 212L247 213V215L246 214H244L245 216H246V218L248 219L249 217H247V216H249V211L251 212V213H253V211H254V214L251 216V214H250V218L247 220V219H245V216L242 214V215H240V216H243V217H240V216H237L238 218H233V215H236V213H238V212H236V213H234V212H232V215H231V213H230V210H229ZM242 208V209H241ZM260 208H261V210H263V211H261L260 210ZM25 211H27L28 213H26V212H24V210ZM27 209H31L30 210V215H29V210H27ZM35 211H34V210ZM43 209H44V211L45 210H48L49 209V211L46 213V211H45V213H43L44 211H43ZM51 209V210H50ZM60 209V210H59ZM82 209H84V210H82ZM87 211H86V210ZM101 209H103V211L101 210ZM141 209H142V211L144 212H140L141 211ZM234 209V210H233ZM254 209V210H253ZM35 212H33V211ZM54 210V211H53ZM79 210V211H78ZM97 210H100V211H102L101 213H100V211H97ZM104 210H106V211H104ZM139 211V213L137 212V211ZM213 212H212V211ZM224 210V211H223ZM242 212H241V211ZM246 210H249V211H246ZM258 210V211H257ZM36 211H37V213L38 214H40V215H38L37 213H36ZM41 211V212H40ZM50 211H52V212H54V213H52V212H50ZM59 212V214H58V212ZM63 211V212H62ZM77 211V212H76ZM81 211V212H80ZM96 211H97V213H96ZM186 211V212H185ZM192 211V212H191ZM216 211H217V213H216ZM244 211V212H243ZM34 213V215H36V217L34 216V218H33V213ZM56 212V213H55ZM64 212H65V216H66V220H65V216L64 215H62L61 217L63 218V220H62V218L60 217V215L61 214H64ZM71 212L73 213V214H71ZM104 212H106L105 214H103ZM226 212V213H225ZM2 213V215L0 216V233L1 232H8L9 233V231L13 228V226H14V224H13V222L10 220V219H8L7 217H5L4 216V214H5V212H1ZM61 213V214H60ZM67 213L69 214V217L70 218H68V215H67ZM80 213V214H79ZM95 213V214H94ZM109 213H111V212H109ZM223 213H225L224 215H223ZM229 213V214H228ZM238 213V214H239ZM249 213V214H248ZM258 215V218L259 219H261V220H259V219H257V216L255 217V215L256 214ZM259 213V214H258ZM31 214H32V216H31ZM49 214H52V215H49ZM54 214V215H53ZM56 214H58V215H56ZM82 214V215H81ZM90 214V215H89ZM101 216H100V215ZM126 214V215H127ZM144 214H146V215H144ZM260 214H262V215H260ZM42 215V216H41ZM45 217H44V216ZM73 217H75L76 218V215H77V218H76V221H75V218H73ZM89 215V216H88ZM91 215H92V217H91ZM109 215V217H107ZM125 215V214H124ZM202 215V216H201ZM226 215H228L229 216V218H228V216H227V219H226ZM231 215V216H230ZM30 216V217H29ZM39 216V217H38ZM49 216V217H48ZM54 216V217H53ZM128 216V215H127ZM145 216H146V218H145ZM153 216V215H152ZM155 216V215H154ZM178 216V217H177ZM254 216V217H253ZM56 217V218H55ZM74 219V220H72V218ZM84 217L85 218H87V219H84ZM107 217V218H106ZM130 217H131V219L132 218H134L135 219V221H134V223H133V220L134 219H132V222H131V220H130ZM138 217H140V218H138ZM151 217V216H150ZM213 217V218H212ZM224 217V218H223ZM252 217L254 218V220H250V219H252ZM31 218H32V220H31ZM53 220H52V219ZM93 218H94V221L96 222H94L93 221ZM103 218H104V220H103ZM109 218V219H108ZM111 218V219H110ZM173 218V219H172ZM176 218V219H175ZM242 218H244V219H242ZM44 220V222H42L43 220ZM49 219V220H48ZM55 219V220H54ZM60 219V220H59ZM78 219H79V221H81V222H78ZM81 219V220H80ZM92 219V220H91ZM101 219V220H100ZM108 219V220H107ZM169 219V218H168ZM201 219H203L201 222L199 221V220H201ZM204 219H205V221H204ZM231 219V220H230ZM233 219V220H232ZM236 219H238V222H241V223H238L237 221H236ZM240 219H242V220H240ZM52 220V221H51ZM57 220V221H56ZM87 220V221H86ZM225 220H226V222H225ZM236 221V224H235V221ZM244 220H247V221H244ZM260 221V223H259V221ZM48 221V222H47ZM51 223H50V222ZM55 221V222H54ZM62 221L63 222H65L64 224L62 223ZM71 222L70 224L68 223V222ZM74 221V222H73ZM91 221L93 222V224L91 223ZM198 221V222H197ZM217 221V222H216ZM224 221V222H223ZM251 221V222H250ZM255 221H258V224H259V226H258V224H256V227H255V225H254V223H252V222H255ZM62 223L61 225L60 224H56V223ZM99 222L101 223V224H99ZM108 225H110L109 227H108V229H107V224ZM126 222V221H125ZM174 222V223H173ZM231 222H233L232 224H231ZM248 223V225L250 224V226H251V228H250V226H249V228H248V230L244 227V226H242V225H244V224H246L247 225V223ZM42 223V226H40V224ZM55 224V225H53V224ZM77 223H81L82 224V226L84 225H86L85 227L83 226H81L80 224H77ZM88 223V224H87ZM150 223H153V222H150ZM244 223V224H243ZM252 223V224H251ZM255 223H257V222H255ZM72 224H74V226H72ZM75 224H77L76 226H75ZM106 224V225H105ZM215 224V225H214ZM226 224H228L227 226H226ZM231 224V225H230ZM238 227L239 226V224L242 226V227H240V228H237L235 225ZM56 225H60L59 226V229H58V227H56ZM100 225V226H99ZM102 225V226H101ZM133 225V226H132ZM135 225V226H134ZM146 225H147V223H146ZM208 225H212V226H208ZM248 225H247V227H248ZM49 226V225H48ZM78 226V227H77ZM94 226V227H93ZM100 227V229H98L99 227ZM172 226V227H171ZM226 226V227H225ZM231 226V227H230ZM254 226V227H253ZM65 227H67L66 229L70 232V233H68V231L66 230V229H63V228ZM70 227V228H69ZM76 227V228H75ZM103 227H104V229H103ZM135 227V228H134ZM153 227H156V228H154L153 229ZM253 227V228H252ZM260 227V229H258ZM60 228H62V230H64L63 231V233H62V230L60 229ZM73 228V229H72ZM82 228H84V231H83V229ZM85 228H89V229H85ZM93 228V229H92ZM97 228V229H96ZM102 228V229H101ZM172 228H174L173 230H172ZM219 228V229H218ZM230 230H229V229ZM231 228H233V229H231ZM257 230V231H255V229ZM74 229L76 230V232L74 231ZM77 229H79V230H77ZM91 229V230H90ZM108 230L107 232H106V230ZM135 229H136V231H135ZM137 229H138V231L140 230V232H138L137 231ZM190 229V230H189ZM238 229H242V233H240L241 231L240 230H238ZM254 229V230H253ZM59 232H58V231ZM61 230V231H60ZM88 230V231H87ZM97 230V231H96ZM201 230H202V232H201ZM65 231H66V234H65ZM86 231H87V233H86ZM103 231V232H102ZM106 233H105V232ZM126 231V230H125ZM131 231H132V236L130 235V233H131ZM150 231V232H149ZM169 231V232H168ZM215 231H216V233H215ZM226 231V232H225ZM252 231H254V232H252ZM84 232V233H83ZM99 232V233H98ZM135 232H136V234H135ZM204 232V233H203ZM244 232V233H243ZM248 234V235H250V233H251V235L253 236V237H251V235L248 237V235H246V233ZM249 232V233H248ZM263 232V233H262ZM68 233V234H67ZM86 233V235H81V234H85ZM89 233H91L92 235L91 236H93V238L92 237H90V234ZM98 233V234H97ZM108 233H110V235L108 234ZM133 233H134V236H133ZM140 233V234H139ZM151 233V234H150ZM203 235V234H205L206 236H202L201 234ZM222 233V234H221ZM230 233V234H229ZM235 233V234H234ZM253 233H256V234H253ZM259 233L260 234H262V235H260L259 237L261 238V240H260V238L258 237V235H259ZM71 234V235H72ZM89 234V235H88ZM106 234L108 235V236H106ZM209 234L212 236H209ZM243 236L244 234V236H247V237H242L241 235ZM11 234H9V236H10ZM81 235V236H80ZM101 235V236H100ZM104 235V238L102 237ZM142 235V236H141ZM167 235V236H166ZM201 235V236H200ZM254 235H257V237L256 236H254ZM89 238H87V237ZM95 236V237H94ZM120 236H122V237H120ZM125 236V237H124ZM208 236V238H204V237H207ZM242 238H244V239H242L241 240V237ZM10 237H12V235L10 236ZM108 237V238H107ZM124 237V238H123ZM204 239H203V238ZM86 240H85V239ZM95 238V239H94ZM107 239V241L109 240V239H111L112 240V242H111V240H109L108 242H109V244L110 243H113V244H108V242L107 241H105L106 239ZM115 239V243L113 242V240ZM201 238H202V240H201ZM215 240L214 242H213V239ZM226 238V239H225ZM230 238V239H229ZM246 238H257V239H259V240H257V239H255V240H251V239H246ZM42 239H44V240H42ZM84 239V240H83ZM90 240V241H88V240ZM93 239V240H92ZM96 239H98L97 240V242L95 241ZM123 239H125V241L123 240ZM126 239L128 240L127 242H130L131 243V240H132V243L130 244V243H126ZM135 239V240H134ZM207 241H206V240ZM212 239V242L210 241ZM92 240V241H91ZM117 240H119V242H117ZM217 240V241H216ZM218 240H220V241H218ZM244 240V241H243ZM245 240L248 242V244L245 242ZM0 241H1V239H0ZM95 241V243H97L98 244V246L100 247V248H102L103 250L104 249H106L107 247H108V249H106V250H101V251H103V252H101L102 254H103V256H101V258H100V255H102V254H100L99 252V249L100 248H97V245H95L96 246V249L97 250H95V248H94V250H93V248L91 247V246H93L94 244H91V242L93 243ZM100 241V242H99ZM157 241V242H156ZM204 241H206V244H204L205 242ZM224 241V242H223ZM251 241L252 242H254V243H251ZM261 242L262 244H263V247L262 248H259V247H261L262 245H261V243L259 244V242ZM83 242V243H82ZM86 242H88V243H90V244H86ZM99 242V243H98ZM107 242V243H106ZM116 242L118 243V244H116ZM195 241H192V243L191 244H193ZM211 242V243H210ZM218 242V243H217ZM243 242H245V244H243ZM257 242V243H256ZM45 243V242H44ZM126 243V245H123V244H125ZM208 243V244H207ZM249 243H250V245H249ZM85 246H83V245ZM104 244V245H103ZM106 244V245H105ZM107 244H108V246H107ZM117 245V247H115L116 245ZM130 244V245H129ZM161 244L163 245V246H161ZM242 244V245H241ZM247 244V245H246ZM251 244H253L254 246H256V247H254L253 245H251ZM256 244V245H255ZM39 245H41V244H39ZM88 245V246H87ZM101 245V246H100ZM103 245V246H102ZM114 247H113V246ZM119 245H121V246H119ZM196 245V244H195ZM195 245H193V246H195ZM209 245V246H208ZM245 245V246H244ZM257 245H259L258 247H257ZM261 245V246H260ZM83 246V247H82ZM95 246H93V247H95ZM105 246H106V248H105ZM110 246H112V247H110ZM124 246V247H123ZM167 246V247H166ZM249 246V247H248ZM251 246H253V247H251ZM88 247V248H87ZM149 248V249H147V248ZM246 250H248V251H245V249ZM83 248H84V250H85V252H84V250H83ZM91 248V249H90ZM111 248H113V250L111 249ZM119 248V249H118ZM145 248H146V250H150L149 252L148 251H145V252H143L144 250H145ZM157 248V249H156ZM161 248V249H160ZM248 248V249H247ZM250 248V249H249ZM259 248V249H258ZM23 252L24 251H27L26 249H30V246H24V247H21L20 248ZM122 249H123V251H122ZM159 249V250H158ZM241 249V250H240ZM243 249H244V251H243ZM253 249H254V252H253ZM258 249V250H257ZM261 249V250H260ZM82 250V252H80ZM91 250L92 251V253H90L89 251ZM112 250V251H111ZM252 252H251V251ZM63 251H65V252H63ZM118 251V252H117ZM122 251V253H120ZM156 251H159V252H161V253H159V252H156ZM178 251L180 252V253H178ZM239 251V252H238ZM241 251H243V252H245V253H243L242 255H240V253H241ZM67 252H68V249H61V251H60V253H61V255L62 254H67ZM105 252H106V254H105ZM151 252V253H150ZM175 252V253H174ZM247 252H249L248 254H246ZM261 252V253H260ZM79 253V254H78ZM136 253V254H135ZM145 253H147V255L145 254ZM156 253H159V255L157 256L156 255ZM173 253V254H172ZM251 253V254H250ZM254 253V254H253ZM82 254V255H81ZM132 254V255H131ZM174 254H176L175 256H174ZM237 254H238V256H237ZM253 254V255H252ZM81 255V256H80ZM86 255H87V257H86ZM149 255H153V256H155V257H153V256H151V258H152V261H151V259H150V257H149ZM162 257H161V256ZM247 255V256H246ZM249 255H252V256H249ZM254 255H257V256H254ZM258 255H261L262 257H259ZM71 256H72V258H71ZM85 256V257H84ZM96 256V257H95ZM119 256H121V257H119ZM123 256V257H122ZM139 256V257H138ZM239 256H243V257H247V258H251L250 260H248L247 258L246 259H244L243 257V260H242V258H240ZM75 256L74 255H70V257L69 258H71V259H73ZM102 257H104V258H102ZM133 257V258H132ZM147 257V258H146ZM256 259H255V258ZM154 258V259H153ZM167 258V259H166ZM239 258L241 259V260H239ZM253 258V259H252ZM259 258H261V260L259 261ZM83 259H81V261L79 262L80 264H82L83 263ZM95 259V260H94ZM98 259H99V261H98ZM101 259V260H100ZM105 259V260H104ZM124 259V260H123ZM134 259V260H133ZM139 260L138 262H136V260ZM147 259H148V261H147ZM89 260V259H88ZM122 260V261H121ZM248 260V261H247ZM253 260V261H252ZM255 260H257V261H255ZM40 261H42V260H40ZM90 261V260H89ZM164 261V262H163ZM192 261V260H191ZM195 261V262H194ZM196 261H197V263L198 264H200L199 262H198V259H196V257L194 258V260L192 261L194 264H197L196 263ZM238 261H240V262H238ZM247 261V262H246ZM37 262L39 263V260H37ZM45 262L47 263V264H52V263H50L51 262V260H50V262L49 261H46L45 260ZM49 262V263H48ZM99 262V263H98ZM153 262V263H152ZM160 262V263H159ZM243 262V263H242ZM252 262V263H251ZM90 264L88 261L87 262H85L84 264ZM192 263V264H193Z\"/></svg>", "mask_w": 264, "mask_h": 264}]
</instances>
